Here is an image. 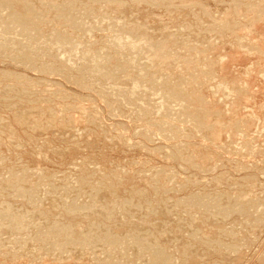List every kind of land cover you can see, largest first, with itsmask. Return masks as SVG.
Wrapping results in <instances>:
<instances>
[{
	"label": "rangeland",
	"instance_id": "374dc122",
	"mask_svg": "<svg viewBox=\"0 0 264 264\" xmlns=\"http://www.w3.org/2000/svg\"><path fill=\"white\" fill-rule=\"evenodd\" d=\"M7 0H0V15L1 14H4V15H6V12H5V9L4 8H7L8 7V5H9V7H11L16 1H18V5L20 6V4L22 3V4H24L25 5V7H27V9H29L31 12H33V14L32 13H30V14H28L27 13V11L26 10H24V13L26 14H28L29 15V17L31 18L32 17V19H35V20H37V19H39L40 21H42L43 23H41V25H39L38 24V27H40L39 29L40 30H42L43 29V31L40 33V35H42V37L41 38H38V40H40L39 42H37L35 45H36V48H37V52H38V54H39V56H37L38 58H36V56H35V54H37V52H35V54H34V52H33V54H32V56H34L33 57V59L35 58L36 59V62H37V59L39 60L38 61V63H35L34 61H33V63L35 64H33L31 61H28L27 60V58L26 59H21L19 56H23V55H20V53H18V52H16L15 51V49H17L16 48V46H14V45H12L11 46V48H13L14 49V51L12 52V55H11V51L9 52V54L7 53L5 56H6V58L4 57V53L1 55L0 54V216H2V217H0V224L2 225H0V264H12V262H13V264H76V262H77V264H96L100 259H102L103 260V263H108V259H109V256H112L113 255V253L111 252L112 250V248H110V247H112V246H109V244L108 243H110V245H113L114 243H118L119 241V243L118 244H121V241H122V243L124 242V243H126V242H128V241H126V239H125V237H124V235H126L127 233H121V234H118L117 232H116V234H114L113 233V227L112 226H114L115 227V224H116V222H117V220H119V218L121 219V220H123V223L124 222H126V220H128L127 218H131V219H129L128 221H133V222H135V223H137V222H139V220H138V218L137 217H142L143 219H150V218H152L153 220L156 218V216H158V217H161L162 218V220L160 219V218H158L159 219V225H160V221H162L161 222V225H162V227H163V225H164V230H165V232L166 233H164L163 232V228L161 227V225H160V227H161V229H162V231H161V229L160 230H158L159 232H163V233H161L160 234V236H163V238L164 237H166V239H167V236H168V239L166 240H164L163 238L162 239H156V238H153V235H155L156 234V236L157 235H159L157 232V230L154 228V226H152V224H151V226H149L148 224H150V223H152L151 221H146V223L145 222H143V223H145V224H143L142 222H140L139 224H138V226H137V224H136V226H137V228H136V226H134V228H133V230H135L134 232H133V235L132 236H130V237H133L134 239H135V237L136 236H138L139 234H140V236H138L139 238H147L148 236H149V234H150V236H152V237H150V239L148 238V239H146L147 241H152L151 243H152V248H151V246L149 245V247H148V245H147V249H149L148 251L146 250V248H145V244H143L142 242H139L138 241V237H136L137 239L136 240H134L133 238V240L131 241H129V244L132 246V242H133V244L134 245H137L138 243L140 244V246H139V244H138V249H139V251H140V249L142 250L143 249V251H140V254H143L144 256L145 255H148V257H150L151 255H153V254H157V251L158 252H160L159 254L161 255L162 254V252L164 253L163 255H162V257L161 258H159L158 260H160V261H157V262H155V264H172V263H174V262H178V258L180 259V258H183V260H184V262L186 263V262H188V261H186V259H187V257L189 256V254H187L186 253V249H185V251L184 252H182V253H180L179 252V249H178V252H177V249H174V248H176L175 246H177V248L179 247V245H182L183 246V244L184 243H186V245H187V247L186 248H188L190 251H188V249H187V251L188 252H192V251H194V246L192 247V245H196V247H199L198 248V253L197 252H192V254H194V256L198 259L199 257H200V254L199 253H202L201 255V257L199 258V260H197L196 259V261H195V257L193 258H191V260H193V261H191V262H195L194 264H204L203 262H205V261H207V263L205 262V264H208L209 262H212L211 260H213L214 261V263L215 264H227V262H228V264H235V263H237V264H263V262H264V260L262 259V257H263V253H264V218H263V222L261 221L262 220V218H260L261 220H259V219H257V220H259V221H261L260 223H261V225H260V223H259V221L257 222L256 221V218H254V217H252V215L254 216V214H255V216L257 215V214H259V215H262V217H264V207H261V205H264V203H262V202H264V132H262V134H260V132H259V129L257 128V126L254 128V130H252V131H254V132H250V133H248L247 135H248V137L246 136V135H244V134H242V132L241 133H239V132H236V131H238V130H235V131H232L233 132V134H237L238 136H239V139H244V141H245V143L247 144L248 142H249V144H251V146L253 145V149H257V151L255 150L254 151V153H255V155H254V153H252V154H250L251 152H253V151H251V150H253V149H250V148H247L246 150H244V152H242V151H240V152H242V154H239L240 152H237L238 150H240V149H245L244 147H242L243 145H241V143L239 144V145H241V147H239L238 145H237V148H236V150H234L235 149V141H237L238 139H236L235 137H237L238 138V136L235 134V136H234V144H233V149L232 148H230V149H226V147H225V149L226 150H224V147H223V149H221V147H219V145H218V147H217V145H215L214 144V142L213 143H211L212 142V140H211V142H210V140H208V142L206 141L207 139H205L203 136H201L202 134H200V131L198 130V128L199 127H195V128H197V129H195V128H189V127H193V125L192 126H190V125H187V124H189V123H187L185 120H183L182 119V124H180V123H177L176 122V120L174 121V119L172 120V119H170V117L169 118H167L168 117V115L167 116H165V115H163L162 114V116H159L158 117V115H161V114H159V113H156V114H158L157 115V117H155L156 116V114H155V116H154V114L152 115V113H151V115H149V114H147L146 116H143V114H141L140 112H138L139 110L138 109H135V108H133V107H135V106H133L132 107V105H124V104H126L125 103V101H124V99H123V96L121 95V97H122V99H120V101L117 103L118 104V106H116L117 104H115V109H114V107H113V105H114V103H115V100L116 101H118L119 100V98H118V100H117V97H114V95H113V97H111L112 96V93H113V90H112V88H114L113 87V82H115V81H113V79H111V77L110 76H114V75H112L111 74V72L113 73L116 69L119 71L120 70V72H118L117 73V70L115 71V75L116 74H119V73H122L123 74V72H125L126 71V69L127 70H130L129 69V67L131 66V69H133V67H132V64L130 63V58L131 57H129L130 55H128L129 53L128 52H126L125 53V51H123V50H125L124 48H122L121 50L123 51V52H121L120 54H118L119 53V50L116 48V46L115 47H112L113 45L111 44V42H112V40H113V36H114V33L112 32V31H107L108 29L107 28H105L106 29V31L103 29V32H102V30H100L101 32H97V33H95L94 34V36H93V38L94 39H96V40H99L98 38H102V44L100 43L99 45H97V48H96V52H98L101 48L103 49V47H105L106 45H105V43L107 42V41H109V42H107V45L108 46H106V50L108 49V50H110L111 52H110V54L111 55H107V56H109V57H105L104 59H102L101 58V62H100V64H102L103 65V63L102 62H104L105 60H106V62H109V63H107V64H109V65H107L106 64V62H105V64H106V68H104L105 67V65L104 66H102L101 68V71L102 70H106L107 68H109L110 69V67H111V71L109 70V72H110V74H108L109 72H107V70H106V73L104 72V74H102V72H100V69H99V72L97 73V76L95 75V74H92L91 72L92 71H94V69H93V66L92 67H90V73L88 72L89 70L88 69H86V70H88V71H86L85 69H84V67L82 66V64H83V60L82 61H80V63L82 62V64H77L76 65V63L78 62H76V63H74V62H72L71 60H72V58H71V60H69V63L68 64H66V63H63L62 62V60H60L61 59V57L59 56H57L56 57V50L55 49H53V46L51 45L52 44V42H50V41H48V35H50V33L52 32V31H54L53 29H55L56 27V29H55V31L54 32H56L57 31V29L59 30V31H57L58 32V34H59V36H62V32H63V30H64V36H62V37H64V38H66L65 37V35H67V39H69L70 37H73L72 39H74V40H78V41H87V40H89V39H91L92 37H88L89 35H87V36H85V37H83L82 39H81V37H82V35H81V31L79 32V30L77 29L76 30V28H74L75 30H73V28L71 27V26H73V21L76 19V20H80L82 17H84V15H86V13L85 12H89V13H91L92 15V17H90V18H96V17H98V15H99V19H101V17H102V15H103V17H112V19L113 18H115V20H117L118 18H120V17H125V16H121L122 14V12L119 14V16H118V18L116 17V15L114 14V13H111L112 11L109 9L110 7H111V5L112 4H116V3H122V4H126V5H129V6H133L135 9L136 8H138V9H136V10H138V11H140L141 9L143 10V9H148V11H149V13L151 14V15H153L155 18H156V20H158V23H156V25H158L159 23V27L162 29L163 28V30L167 33H170V34H172L171 36H173V37H175V35H177L176 33H178V31L177 32H175V30H177L176 28H175V25L173 24V17H171V16H173V13L172 12H174V13H177V16H179V17H177L176 19L178 20L179 19V21H181L180 23L177 21V24L179 23V24H184V22L183 21H185L186 20V18H185V16L186 17H188L187 19H189L190 17H192L193 15V18H191V19H193L192 21L190 20V21H188L186 24L187 25H189V27H193V30H195L194 29V27L196 28V30H195V33L197 34L196 35V37L198 36V35H201L202 33H204V34H202L203 36L200 38V39H202L203 38V42H204V40H205V42L206 41H208V43L212 40V38H213V40L210 42V43H215V41H217V45L218 44H220V43H222V41L224 42L225 40L227 41V38H225V36H223V35H227L226 37H228L229 35H231L232 36V33L231 32H227V33H222V32H220L219 30H217L218 32H220V33H218V32H215V23L213 24V21H210L213 25H214V27H213V25L209 22V24L208 25H210V28H209V26L207 27V24H205L204 23V20H203V18L202 17H200V15H198V14H195L197 11H199V12H201V11H203L202 10V4L203 5H207L208 7H209V9H210V11L213 13V14H215V16L217 17V15H220V13L221 14H223L222 12H224V13H227V11L230 9V7L232 8V5H234V2L233 1H235V0H188V2H187V0L185 1V2H187V4L189 3V5H187V4H185L183 1L184 0H181L180 2L179 1H176V0H174V1H176V2H174V5H172V2L173 1H171V3H169V5L168 4H166L165 2H166V0H157V2H155L156 0H154V1H152L151 3H150V0H147V1H149V2H147V1H143V0H138V4H136L137 3V0H92V1H90V0H8L7 2H6ZM21 1V2H20ZM26 2V3H24V2ZM71 1V2H70ZM73 1V2H72ZM74 1H76V2H74ZM106 1H107V3H109L108 5L110 6H108L106 9H105V7L106 6H104V4L106 3ZM132 1H133V3H132ZM135 1V2H134ZM194 1H196V3H197V7H195V6H193L194 4H196ZM236 1H240V0H236ZM247 5L249 4V2L248 1H250V0H243ZM253 3L251 4L252 6L253 5H256V4H258L259 2V4H260V7H261V9H264V0H251ZM250 1V2H251ZM257 1H258V3H257ZM12 2V3H11ZM34 2V3H33ZM35 2H38L37 3V5L38 6H35L36 5V3ZM84 2V3H83ZM104 2V4H102ZM143 2V3H142ZM144 2L146 3H149L150 5H152L151 7H150V5L149 4H145V5H147V6H140L139 5V3L140 4H143L144 5ZM153 2H155L156 3V7H157V3L158 2H160V4L161 5H159L160 7H155V4L153 3ZM192 2L194 3L193 5H192ZM207 2V3H206ZM231 2V3H230ZM232 2H233V4H232ZM248 2V3H247ZM255 2H256V4H255ZM263 4H262V3ZM6 3V4H5ZM43 3V4H42ZM73 3H75V4H73ZM112 3V4H111ZM177 3L179 4H181V3H184L185 5H187L186 7L184 6V4H183V6L184 7H182V5H179V6H181V7H178V5H177ZM33 4V7L35 6V8H33L32 9V5ZM35 4V5H34ZM71 4H73V5H71ZM96 6H95V5ZM102 4V5H101ZM154 4V5H153ZM176 4V5H175ZM261 4H262V6H261ZM41 5V6H40ZM50 5V6H49ZM92 5H94V7L92 6ZM100 5V6H99ZM106 5V4H105ZM136 5L138 6V7H136ZM194 8V9H196L195 10V13H193V8L191 7V6ZM250 5V4H249ZM14 6V5H13ZM30 8H29V7ZM52 6V7H51ZM58 6H60V7H58ZM72 7H75V8H72L73 10H71V8ZM174 6V7H173ZM176 6L178 7V8H176ZM191 7L192 8V10L190 9V8H188V7ZM256 6H258V5H256ZM256 6H254V7H256ZM41 7H43V8H41ZM46 7H49L48 8V10L46 9ZM85 7V8H84ZM155 7V8H154ZM259 7V8H260ZM13 8V7H12ZM12 8H10V10L12 11L13 9ZM36 8H37V10H36ZM60 9L61 11H63L62 12V14L63 13H68V12H71V13H69V14H72V16H71V19L69 20V22H68V20H67V23H66V25L67 24H69L68 26H66L65 24H62V26L61 25H59V20H60V23L62 22L61 20H63V21H65L66 19H65V15H62L61 14V11L60 10H57V9ZM68 8H70V9H68ZM140 8V9H139ZM160 8V9H159ZM186 10H188V11H186ZM229 8V9H228ZM19 9H20V7H19ZM21 9H22V7H21ZM25 9V8H24ZM40 9L44 12H42L43 14H45V15H43L42 17L40 16V14L41 13H39L38 14V12H41L40 11ZM66 9V10H65ZM105 9V10H104ZM177 9V10H176ZM178 9H180L181 10V12H180V10H178ZM182 9H184L185 11H183ZM36 12H35V11ZM50 10H51V13H50ZM54 10V11H53ZM56 10V11H55ZM75 10V11H74ZM95 10H97L95 13H94V11ZM159 10V11H158ZM174 10V11H173ZM257 11V8H255L254 10L252 9L251 11L252 12H248V18L250 17V19L252 18L253 19V15L254 14H256L255 12ZM46 11H49V12H46ZM57 11H59V12H57ZM74 11V12H73ZM110 11V12H109ZM180 13H179V12ZM183 11V12H182ZM255 11V12H254ZM260 11H262V10H258V12H260ZM253 12H254V14H253ZM257 12V13H258ZM46 13H47V15H49V16H47L46 15ZM73 13H76V14H73ZM98 13V14H97ZM164 13V14H163ZM171 13V14H170ZM182 13V14H181ZM186 13V14H185ZM39 15L38 17H35L34 15ZM51 14V15H50ZM162 14V15H161ZM193 14V15H192ZM217 14V15H216ZM259 14V13H258ZM257 14V15H258ZM261 14V13H260ZM260 14L258 15V16H260ZM262 14L263 15H261V17H262V19L261 18H258V19H253V20H255V21H257V24H256V26L254 27V28H252L253 30L252 31H254V29H255V32H256V36L258 37H260V35H261V37H263L264 38V36H263V34H264V21H263V17H264V10H263V12H262ZM42 15V14H41ZM68 15V14H67ZM94 15V16H93ZM158 15V16H157ZM183 16L184 15V17H183V19H180V18H182V17H180V16ZM188 15V16H187ZM250 15V16H249ZM257 15H254V16H257ZM152 16V17H153ZM40 17V18H39ZM158 17V18H157ZM169 17V18H168ZM44 18H46V19H44ZM123 18H121V20L120 21H122L121 23H123L124 21L122 20ZM168 18V19H167ZM184 18H185V20H184ZM222 18V17H221ZM254 18H257V17H254ZM1 19V18H0ZM51 19V20H50ZM134 19L135 18H133L132 20L133 21H130L131 23H135L134 22ZM260 19V20H259ZM50 20V21H49ZM119 20V19H118ZM125 20V19H124ZM161 20V21H160ZM183 20V21H182ZM2 20H0V22H1ZM38 21V20H37ZM36 21V22H37ZM45 21V22H44ZM70 21H71V23H70ZM138 21V20H137ZM145 21V20H144ZM148 20H146V23H148L147 22ZM168 21V22H167ZM187 21V20H186ZM263 21V22H262ZM195 22H197L196 24H194ZM242 22H244L243 20H242ZM261 22V23H260ZM5 23V22H4ZM4 23L3 22H1L0 24H3L4 25ZM127 23V22H126ZM126 23H124V24H126ZM137 23H142V21L141 22H137ZM150 23V22H149ZM192 23V24H191ZM200 23V24H199ZM260 23V24H259ZM45 24V25H44ZM51 24V25H50ZM55 24V25H54ZM71 24V25H70ZM124 24H121V26L123 25V26H125ZM244 24H245V22H244ZM262 24H263V26H262ZM46 25L47 26H49V28H50V31H49V28H48V30H47V32H44L45 30H46ZM106 25V24H105ZM127 25H128V23H127ZM185 25V24H184ZM257 25H258V27H257ZM52 26V27H51ZM180 26V25H179ZM261 26V27H260ZM45 27V28H44ZM71 27V28H70ZM106 27V26H105ZM207 27V29H204V28H206ZM0 28H2V29H0V35H2V34H4V35H8V36H10L11 34L13 35L14 33H12V32H15L17 29L16 28H14V30L13 31H9V33H8V31H7V28L8 27H5L4 29H3V27L0 25ZM18 28V27H17ZM42 28V29H41ZM211 28H213V30L211 29ZM247 27H245V30H247L246 29ZM256 28H258V29H256ZM45 29V30H44ZM209 29H210V31H209ZM261 31H260V30ZM206 30V31H205ZM244 30V29H243ZM258 30V31H257ZM263 30V31H262ZM26 32L27 31V29L25 30H23V32ZM162 31V30H161ZM174 31V32H173ZM197 31V32H196ZM201 31H205V32H201ZM251 31V30H250ZM260 31V32H259ZM24 32V33H25ZM57 32L55 33V34H57ZM67 32V33H66ZM163 32V31H162ZM184 32V33H183ZM183 32H181V34L183 35V38L182 37H179V35H178V37L176 36L175 37V39H177L178 40V45L177 46H175V48L177 49V51H179L178 49H182V51L180 52L179 51V53H181L182 55H184L185 54V56H183L184 58L185 57H189V59H188V61L190 62V61H192V59L193 58H195V59H198V55L196 56V52L195 51H192V53L195 55V56H193V54H191V50H190V53L188 54V52H189V48H186L185 49V44H187V43H189V42H192V40H193V38H192V36H188V35H186L185 33H187L186 31H183ZM206 32H209V34L208 33H206ZM214 32V33H213ZM240 32V31H239ZM16 33V32H15ZM23 33V34H24ZM42 33H44V35L42 34ZM47 33H48V35H47ZM70 33V34H69ZM103 33V34H102ZM201 33V34H200ZM216 33H218V34H216ZM231 33V34H230ZM262 33V34H261ZM57 34V35H58ZM76 34H80V36H78L77 37V35ZM211 34V36H213V37H211V36H209ZM219 34H220V36H219ZM221 34H223L222 36V38L224 39H220L219 37H221ZM6 35V36H7ZM24 35H26L27 36V38L26 39H28V35L27 34H24ZM24 35H22V36H24ZM47 35V36H46ZM71 35V36H70ZM103 35V36H102ZM106 35V37L104 38V36ZM113 35V36H112ZM181 35V36H182ZM218 35V36H217ZM14 36V35H13ZM18 36H20V35H18ZM26 36H24V37H26ZM95 36H96V38H95ZM108 36V37H107ZM206 36V37H205ZM231 36H229V37H231ZM75 37V38H74ZM80 37V38H79ZM109 37H111V39L109 38ZM163 37V36H162ZM161 37V38H162ZM165 37V36H164ZM164 37L162 38V42L164 41ZM191 37V38H190ZM211 37V38H210ZM215 37H216V39H215ZM228 37V40L230 41V40H232L231 38H229ZM6 38V37H5ZM4 37H2V36H0V40L2 41V42H6L7 43V41H8V43L7 44H9V38H6L5 39ZM12 38V37H11ZM47 38V39H46ZM57 38V37H56ZM55 38V39H56ZM92 38V39H93ZM101 38H100V40H101ZM180 38L181 39H184V41H182V43H184L183 44V46H180ZM198 38V37H197ZM220 40H222V41H220ZM263 38H262V40H263ZM42 39L43 40H45L46 39V41H42ZM71 39V38H70ZM69 39V40H70ZM72 39L70 40V41H72ZM108 39H110V40H108ZM208 39V40H207ZM5 40V41H4ZM11 40V39H10ZM13 40H14V42H13ZM12 40V42H10V43H15V39H13ZM37 40V41H38ZM103 40H104V42H103ZM158 40H160V38H158ZM176 40V41H177ZM91 41V40H90ZM161 41V40H160ZM165 41L167 42L168 40H166L165 39ZM175 41V42H176ZM224 42V50H220L219 48H218V50H220L219 52H218V50L216 49L213 53H211V51L210 52H205V50H204V52H202V54H203V56H201V54H199V56H201V57H199V59L201 58L202 59V61L203 62H207V59H209L208 61H210L211 63H212V61H214V63H216L217 62V60L216 59H218V62L220 61V59H221V56H223V55H225V54H227V55H229V53L230 54H232V56H233V54H234V56L233 57H235V54L237 55V53L235 52V48H237V47H233V46H231V42ZM46 42V43H45ZM48 42H50V43H48ZM204 42V43H205ZM238 42V41H237ZM42 45H41V44ZM208 43H205V44H207L208 45ZM212 43V44H213ZM48 46H47V45ZM192 44V43H191ZM263 44V46H264V42L262 43ZM9 45H11V44H9ZM40 45H41V47H40ZM50 45V46H49ZM194 46H197L198 44H196V43H194L193 44ZM232 45H235V44H232ZM247 45V44H246ZM22 46H24L23 44H22ZM47 46V47H46ZM52 46V47H51ZM89 45H87V47H88ZM101 46V47H100ZM190 46H192V45H190ZM199 46V45H198ZM216 46V45H215ZM42 47H45V52H47V53H45L44 51H42V53H41V51H39V50H42ZM100 47V48H99ZM41 48V49H40ZM47 48V49H46ZM50 48V49H49ZM203 48V47H202ZM53 49V50H52ZM95 49V48H94ZM172 49V48H171ZM170 49V53H168V51H167V54L166 55H164V57L165 58H167V59H169V57L172 55V57L174 56V51L173 50H171ZM174 49V48H173ZM199 49V48H198ZM201 49V48H200ZM200 49H199V52L197 51V54L198 53H200ZM238 49V48H237ZM264 49V48H263ZM18 50H20V49H17V51ZM44 50V49H43ZM51 50V51H50ZM118 50V51H117ZM187 50V52H184V54H183V51H186ZM101 51V50H100ZM98 52V53H100L101 55L100 56H102V52ZM103 51V50H102ZM118 53H117V52ZM201 51H203L202 49H201ZM246 51V52H245ZM21 52V51H20ZM49 52H51L50 54H48ZM116 52V53H115ZM176 52V51H175ZM1 53V52H0ZM16 53H18V54H16ZM22 53V52H21ZM45 53V54H44ZM97 53V54H98ZM174 53V54H173ZM205 53V54H204ZM222 53V54H221ZM225 53V54H224ZM242 53H244V54H242L243 56H242V58L241 59H238V58H235L234 60L237 62H235L236 63V67H235V65L233 66L234 67V69H233V71L228 75V73H224V74H222L223 72L221 71L222 69H221V67H219L218 66V68H217V73H216V75H215V77H214V75H213V79H210L209 77H205V81H203V84L205 85V87L207 86V84H209V82L212 80V81H214V83H215V80H220L219 78H222V80L223 81H227V83H229L230 85H233V82L232 81H234V80H232L233 78H234V76H236V77H245V78H249V79H253V81H255L254 82V84H253V81H252V79L250 80L251 82H252V84H253V95H254V92H256V93H258V94H255L254 95V98L250 95V97H249V93L248 92H246L245 94L246 95H244V100H242L243 102H242V104H245V103H248V104H246L245 106L243 105V109H241V111H237V112H239V113H241L242 111V115L241 114H239V113H236V114H234L235 115V117H233V120L235 121V119L239 122L240 121V119H242V118H244V117H248V115H250L249 117L252 119H254V120H256L255 118L256 117H259V118H261L262 119V121H264V117L262 116V114L261 113H263L264 114V89H262V88H264V76H262L263 75V73H264V53H260V52H257V53H254V54H252L251 55V53L250 52H248V50L247 49H244L243 51H242ZM259 53V54H258ZM48 55V57H47V55ZM103 54H104V52H103ZM168 54H170V56H168ZM220 54H221V56H220ZM247 54V55H246ZM262 54V55H261ZM10 55H11V58H12V60L9 58L10 57ZM16 57H15V56ZM17 55H18V57H17ZM51 55V56H50ZM122 55H124L123 57H122ZM9 56V57H8ZM167 56V57H166ZM204 56H206L205 58H204ZM209 56V57H208ZM231 56V55H230ZM231 56V57H232ZM3 57V58H2ZM40 57V58H39ZM45 57V58H44ZM54 57L56 58V61L57 62H55L54 60ZM120 57H121V59H120ZM175 57V56H174ZM182 57V60H184V58ZM208 57V58H207ZM257 57H259V58H257ZM14 58H16L15 60H14ZM17 58H19L21 61L23 60V62L25 61V63H23L22 62V64H20L21 63V61L19 60V59H17ZM114 59V61L112 62V60ZM117 58V61H118V63H116L115 64V62H117L115 59ZM126 58V61H127V63L128 64H130V66L127 64V63H125L126 61L124 60ZM129 58V59H128ZM171 58V57H170ZM203 58H204V60H203ZM207 58V59H206ZM212 58L214 59V60H212ZM240 58V57H239ZM256 58V59H255ZM123 59V61H121ZM186 59V58H185ZM236 59H238V60H236ZM53 60V61H52ZM103 60V61H102ZM181 60V58H180V63H178L177 65V70H178V72H177V76H179V78L181 77V75H183V78L181 77L179 80H181V81H183V80H186V79H189V77H190V74H192L193 75V77L191 78V79H194V77H199V74L201 73L200 71H198L199 73H197V71H194V69H192V70H187V69H189V64H188V62L186 63L185 61H182ZM206 60V61H205ZM259 60V61H258ZM26 61H27V63H26ZM44 61V65H45V62H48V63H46V65L45 66H43L42 64V62ZM85 61V60H84ZM110 61H111V64H110ZM186 61H187V59H186ZM241 61V62H240ZM253 61V62H252ZM14 62V63H13ZM29 62V63H28ZM30 62L33 64V66L32 65H30ZM53 63V66H54V68L53 67H51V64ZM170 61H168V63H169ZM218 62L216 63V64H218ZM51 63V64H50ZM56 65H55V64ZM85 63V62H84ZM113 63V64H112ZM167 63V64H168ZM185 63L187 64V65H185ZM213 63V65H215ZM258 63V64H257ZM25 64V65H24ZM59 64H61V65H59ZM71 64H73V65H71ZM86 64H87V61H86ZM115 64V66H117V68L115 67V66H111V65H114ZM118 64H121V66L120 65H118ZM125 64V65H124ZM127 64V65H126ZM180 64V65H179ZM181 64H184V66H182L181 67ZM240 64V66H238V65ZM253 64H255V65H253ZM26 65H28V66H26ZM51 67H49V66ZM59 65V66H58ZM65 65H67V69H66V67H64ZM69 65H71V66H69ZM242 65V66H241ZM55 66H56V68L57 69H59V67H60V69H59V72H61V73H59L58 72V70H56V71H54V69H56L55 68ZM76 66L78 67V66H81L80 67V69H79V67H78V70H77V68H76ZM120 66V68H118ZM185 66H187V67H185ZM215 66H217V65H215ZM238 66V67H237ZM34 67V68H33ZM68 67L70 68V69H68ZM83 67V69H82V71H81V68ZM89 66H86L85 68H88ZM125 67V68H124ZM178 67H180V68H178ZM254 67V68H253ZM42 68V69H41ZM124 68V69H123ZM183 68L185 69V71L183 70ZM187 68V69H186ZM249 68V69H248ZM254 70H252V69ZM257 68H259V74H258V70H257ZM62 69V70H61ZM162 69H163V71H162ZM251 69V70H250ZM261 69V70H260ZM45 70L47 71V73L45 72ZM98 69H96V71H97ZM113 70V71H112ZM123 72H122V71ZM169 70V71H168ZM180 70H181V73H180ZM203 70H205V68H203ZM257 70V71H256ZM44 71V72H43ZM81 72V75L78 73V72ZM83 71L85 72V75H86V72H87V74L88 75H86V76H82V75H84V73H83ZM133 72L135 71V70H132ZM193 73H192V72ZM249 72V74H248V72ZM250 71L252 72V73H250ZM50 72V73H49ZM56 72V73H55ZM58 72V73H57ZM160 72H163V73H167V75L168 74H171L170 72H171V70L170 69H164V67L163 68H161V71ZM189 72H191V73H189ZM255 72V73H254ZM70 73H73V75L71 74V76H70ZM195 73H197V74H195ZM254 73V74H253ZM261 73V74H260ZM21 74V75H20ZM69 74V75H68ZM79 74V75H78ZM90 74V75H89ZM121 74V75H122ZM181 74V75H180ZM187 74V75H186ZM257 74V75H256ZM25 75V76H24ZM106 75V76H105ZM126 76V74H123L122 76ZM165 75V74H164ZM196 75H198V76H196ZM222 75V77H220ZM14 76H16V77H14ZM20 76V77H19ZM70 76V78H73L74 77V79H75V77H76V79H75V81L76 80H78L79 81V79H80V82L78 83V85H76L77 84V82L78 81H73L72 79H70V78H68ZM77 76H82V77H84V78H86L87 76H92V82H90L91 80L90 79H88L89 77H87V79H83V78H77ZM101 76H103V79H105L106 81H104V80H102V77ZM163 75H161V78L159 79V81H161V83H162V81H165V80H163V79H165V77L166 76H163ZM186 76H188L187 78H186ZM217 76V77H216ZM219 76V77H218ZM262 76V77H261ZM67 77V78H66ZM126 77H128V76H126ZM211 77V76H210ZM254 77H255V79H254ZM19 78V79H18ZM66 78V79H65ZM263 78V79H262ZM72 80V81H70V80ZM82 79H83V81L85 82L84 83V85H86V87L83 85V81H82ZM95 79H96V81H97V83H96V81H95ZM99 79H101V80H99ZM110 81H109V80ZM149 79V78H148ZM154 79H156V78H154ZM154 79H152L153 81H154ZM196 79V78H195ZM41 80V81H40ZM87 80V81H86ZM90 80V81H89ZM107 80H108V82H107ZM16 81V82H15ZM82 81V82H81ZM93 81H95L94 83H95V85H94V83H93ZM104 82V83H101V82ZM143 81L144 82H148V80H147V78H143ZM156 81V80H155ZM259 81V82H258ZM47 82V83H46ZM98 82H100V83H98ZM146 82V83H147ZM206 82V83H205ZM217 82V81H216ZM26 83V84H25ZM50 83V84H49ZM80 83H82V84H80ZM107 84L106 86L105 85H103V84ZM130 83H131V81H130ZM150 83V82H149ZM160 83V82H159ZM100 84V85H99ZM108 84H109V86H108ZM111 84H112V86H111ZM115 84V83H114ZM116 84H117V82H116ZM216 84V83H215ZM81 85H82V87H81ZM93 85V86H92ZM97 85H98V87H97ZM102 85V86H101ZM257 85V86H256ZM26 86V87H25ZM39 86V87H38ZM60 86V87H59ZM105 86V87H104ZM251 86V85H250ZM8 87V88H7ZM38 87V88H37ZM94 87V88H93ZM100 87V88H99ZM101 87H103V90L104 89H106L107 90V88L108 87H110V90H109V88H108V91H106V90H102L101 89ZM107 87V88H106ZM257 87V88H256ZM54 88V89H53ZM5 89V90H4ZM56 89H57V92H54V91H56ZM58 89H59V91H58ZM3 90V91H2ZM19 90V91H18ZM24 90V91H23ZM95 90H97V91H95ZM102 90V91H101ZM112 90V91H111ZM9 91V92H8ZM43 91H44V93H43ZM61 91V92H60ZM95 91V92H94ZM129 90H125L124 92H126V94H127V92H128ZM246 91V90H245ZM259 91V92H258ZM42 92V93H41ZM53 92H54V94H53ZM63 92V93H62ZM94 92V93H93ZM99 92H103L102 94H107L106 96H107V99L105 100V98H106V96L104 95V98H102L103 97V95H101V93H99ZM121 93V92H119V91H116V93ZM153 92V91H152ZM151 92V94H153ZM8 93V94H7ZM50 93V94H49ZM99 93V94H98ZM108 93H110L111 95H109V97H108ZM118 93H117V95H118ZM142 93V92H141ZM214 93V92H213ZM216 94L215 95H217V96H219V98L218 97H216V96H213L212 95V97L214 98V100L215 99H218V102H220L221 103V101H219V99H220V93H218L217 94V92H215ZM5 94V95H4ZM56 94V95H55ZM61 94V95H60ZM64 94V95H63ZM101 95V96H100ZM120 95V94H119ZM144 95V94H143ZM148 95V94H147ZM260 95V96H259ZM18 96H20V97H18ZM56 96V97H55ZM145 96V95H144ZM248 98H247V97ZM256 96V97H255ZM49 97V98H48ZM57 97H58V99H57ZM100 97V98H99ZM5 98V99H4ZM24 98V99H23ZM36 98V99H35ZM43 98V99H42ZM66 98V99H65ZM89 98H90V100H89ZM116 98V99H115ZM137 98V97H136ZM144 98V97H143ZM230 98V101L229 102H231L232 100H231V97H229ZM41 99V100H40ZM110 101H109V100ZM151 99H152V96H151ZM153 99H155V98H153ZM227 100H229L228 98H226ZM248 99V100H247ZM252 99V100H251ZM254 99V100H253ZM36 100V101H35ZM109 102H108V101ZM226 100V101H227ZM114 103H113V102ZM121 101H122V103H121ZM123 101H124V104H123ZM134 101H135V98H134ZM134 101H132V102H134ZM216 101V100H215ZM253 101V102H252ZM113 104H112V103ZM228 102V103H229ZM255 102V104H253ZM259 102V103H258ZM109 103H111L112 104V106H111V104H109ZM136 103V102H135ZM216 103H217V101H216ZM249 103H252V104H249ZM257 103V104H256ZM123 104V105H122ZM133 104V103H132ZM260 104V105H259ZM261 104H263L262 106H261ZM121 105V106H120ZM249 105V106H248ZM252 105V106H251ZM124 106H128V108L127 107H124ZM129 106H131L132 107V109H131V107H129ZM138 106H140V104L138 103V105L136 106L137 108H138ZM247 106V107H246ZM14 107V108H13ZM121 108V110H120V108ZM123 107V108H122ZM140 107H143V102H142V106H140ZM249 107V108H248ZM261 107H263V110H262V108ZM12 108V109H11ZM119 110H118V109ZM125 108V109H124ZM16 109V110H15ZM85 109V110H84ZM134 109V114H132V110ZM247 109V110H246ZM80 110H82V111H80ZM83 110H84V112H83ZM240 110V109H239ZM245 111H246V115H245ZM83 112V113H82ZM136 112V113H135ZM247 112H249V113H247ZM139 113V114H138ZM135 114H137V115H135ZM79 115V116H78ZM233 115V116H234ZM237 115V116H236ZM245 115V116H244ZM33 116V117H32ZM73 116V117H72ZM85 116V117H84ZM152 116V117H151ZM166 117L167 119H170L169 121L170 122H167L168 124H169V126H168V124L166 123V121H165V123L167 124H165V123H163V121L161 122L159 119H162V118H164V117ZM77 119H76V118ZM82 117H84L83 119H82ZM146 117V118H145ZM153 117H155V118H153ZM237 117H239V120H238V118ZM136 118L139 120V122H138V120H136ZM152 118V119H151ZM157 118H158V120H157ZM249 118V119H250ZM35 119V120H34ZM251 120V121H253V123H251V125L253 124V125H257L256 123H255V121L254 120ZM73 120L75 121L74 123H73ZM141 120H142V122H141ZM232 120V119H231ZM230 120V121H231ZM247 120V119H246ZM85 121V122H84ZM156 122V124H154V122ZM159 123H158V122ZM186 122V123H184V122ZM229 121V120H228ZM237 121H235V122H237ZM257 121V120H256ZM91 122V123H90ZM161 122V123H160ZM34 123V124H33ZM72 123V124H71ZM139 123V124H138ZM163 123V124H162ZM184 123V124H183ZM257 123H259V122H257ZM262 123V122H261ZM30 124V125H29ZM71 124V125H70ZM78 126V124H79V127H77V128H75V126ZM83 124V125H82ZM112 124V125H111ZM146 124H147V126H146ZM152 124H154V126L152 125ZM165 124V125H164ZM171 124V125H170ZM260 124V123H259ZM258 124V125H259ZM126 125H128V126H131L130 128L128 127V126H126ZM155 125H156V127H155ZM158 125H160V126H158ZM182 125V126H181ZM172 127V129H173V131H172V129H171V127ZM173 126H175L176 128H179V129H176L175 127H173ZM184 126H185V128H184ZM187 126H189V127H187ZM261 126H262V124H261ZM86 127H88V128H86ZM129 128V129H127L126 130V128ZM140 127H142V129L144 128V127H146V128H144L143 130L140 128ZM170 127V128H169ZM69 128H70V130H69ZM75 128V129H74ZM81 128V129H80ZM109 128H111V130H109ZM116 129V131H114L115 129ZM134 128V129H133ZM181 128H183V129H181ZM187 128H188V130H189V132H191V133H193L192 135L193 136H191V135H188V130H187ZM148 129H150L149 130V132H148ZM156 129V130H155ZM162 129V130H161ZM194 129V130H193ZM83 130V131H82ZM112 130H113V132H112ZM198 130V131H197ZM258 130V131H257ZM120 131V132H119ZM139 131V132H138ZM146 131V132H145ZM176 131V132H175ZM194 131V132H193ZM197 131V132H196ZM137 132V133H136ZM151 132V133H150ZM156 132V133H155ZM181 132H183V134H179V133H181ZM199 132V133H198ZM151 135H150V134ZM174 133V134H173ZM186 133V134H185ZM190 133V134H191ZM195 133V134H194ZM254 133V134H253ZM124 136H123V135ZM136 134V135H135ZM197 134V135H196ZM260 134V135H259ZM106 135H109V136H106ZM144 135H146V136H143ZM147 135H148V137L149 136H151L152 137V135H153V137H152V139H151V137H150V139H148L147 138ZM172 135V136H171ZM174 135H176V136H174ZM180 135H182V137L180 136ZM183 135H188L189 136V138H188V136H183ZM195 135V136H194ZM258 135V136H257ZM47 136V137H46ZM116 137L117 138V140H116V138H114V137ZM117 136H119V137H117ZM174 136V137H173ZM178 136H180V137H178ZM191 136V137H190ZM246 136V137H245ZM159 137V138H158ZM178 137V138H177ZM195 137V138H194ZM198 137V138H197ZM240 137H242V138H240ZM250 137V138H249ZM83 138V139H82ZM119 138H121V139H119ZM132 138V139H131ZM145 138H147V140L145 139ZM184 138V139H183ZM187 138V139H186ZM233 138V137H232ZM232 138H230V144H232L231 143V141H233V139ZM254 138H257V140L256 139H254ZM82 139V140H81ZM93 139V140H92ZM110 139V140H109ZM115 139V140H114ZM123 139V140H122ZM125 139H127V140H125ZM162 139V140H161ZM170 141H169V140ZM203 139H205V140H203ZM250 139H253V140H251V142L249 141ZM260 139V140H259ZM118 140H120V142H121V140H122V142L120 143ZM128 140H130V141H128ZM154 141V143L152 142V141ZM164 140V141H163ZM138 141H140V142H138ZM228 141V142H229ZM255 141H257V142H255ZM83 142V143H82ZM128 142V143H127ZM133 142V143H132ZM137 142V143H136ZM143 144H142V143ZM152 142V143H151ZM168 142V143H167ZM242 142H243V140H242ZM116 143H120V144H116ZM126 143V144H125ZM192 143V144H191ZM257 143V144H256ZM262 143V144H261ZM73 144V145H72ZM184 144V145H183ZM186 144V145H185ZM188 144V145H187ZM189 144H190V146H189ZM195 144V145H194ZM199 144H201V145H199ZM203 144H204V146H203ZM211 144V145H210ZM248 144V145H249ZM54 145V146H53ZM77 145V146H76ZM122 145V146H121ZM129 147V148H131V149H129L127 146ZM133 145V146H132ZM193 145V146H192ZM197 145V146H196ZM255 145V146H254ZM45 146V147H44ZM51 146V147H50ZM79 146V147H78ZM137 146H139V147H137ZM143 146V147H142ZM173 146V147H172ZM175 146H178V147H175ZM200 148H199V147ZM214 146H216V147H214ZM250 146V145H249ZM258 146V147H257ZM82 147V148H81ZM159 147V148H158ZM190 147V148H189ZM203 147V148H202ZM259 147L261 148V149H259ZM133 148V149H132ZM149 148V149H148ZM161 148V149H160ZM166 148V149H165ZM167 148H169V149H167ZM172 148V149H171ZM181 148V149H180ZM186 148H189V150L188 149H186ZM206 148H208V149H206ZM41 149V150H40ZM50 149V150H49ZM102 149V150H101ZM149 151H148V150ZM151 149V150H150ZM152 149H155V151L154 150H152ZM174 149V150H173ZM184 149H186V151L184 150ZM195 149V150H194ZM206 149V150H205ZM214 149V150H213ZM31 150H33V151H31ZM35 150V151H34ZM159 150V151H158ZM170 150V151H169ZM184 150V151H183ZM191 150H192V152H194V154H196L195 152H197L196 150H198V152H199V155H202V156H199V158H197V157H195V155L193 154V156H191ZM201 150V151H200ZM234 150V151H233ZM249 150L251 151V152H249ZM258 150H260L259 152H258ZM45 151H47L48 153H46ZM151 151V152H150ZM173 151V152H172ZM189 151V152H188ZM210 151V152H209ZM217 154H214V152ZM227 151V152H226ZM231 151V152H230ZM233 151V152H232ZM245 151L246 152H249V153H245ZM30 152V153H29ZM149 152V153H148ZM156 152H158V153H156ZM179 152V153H178ZM185 152V153H184ZM186 152H187V155H186ZM198 152H197V154H196V156H198ZM201 152V153H200ZM213 152V153H212ZM261 152H263V153H261ZM174 153V154H173ZM175 153H177V154H175ZM188 153H190V154H188ZM202 153H204V154H202ZM220 153V154H219ZM223 153V154H222ZM229 155H228V154ZM259 153H261L262 155H259ZM40 154V155H39ZM160 154V155H159ZM168 154V155H167ZM169 154H171V158H173V156L172 155H175L174 156V158L173 159H170V155ZM184 154V155H183ZM246 154V155H245ZM248 154V155H247ZM258 154V155H257ZM32 155V156H31ZM39 155V156H38ZM69 155V156H68ZM176 155L178 156V157H176ZM186 155V156H185ZM190 157H189V156ZM207 155V156H206ZM241 155H243L242 157H241ZM29 156V157H28ZM44 156H47V157H44ZM159 156V157H158ZM166 158H165V157ZM180 156H182V158H183V160H182V158L180 157ZM189 158H191V159H189V161L190 160H192L193 159V161H194V163H193V161H191V163H189L190 165L189 166H186V167H183V164L184 163H186L187 164V162H189V161H187V162H185V160H186V158L188 159V157ZM210 157V160H208V161H205L204 162V164L205 165H207L206 166V168H205V165L203 164L202 166H201V164H200V158L202 159V158H204V157ZM246 156H248V157H246ZM53 157V158H52ZM106 159H105V158ZM186 157V158H185ZM212 157V158H211ZM214 157V158H213ZM217 157V158H216ZM219 157V158H218ZM223 157H224V160H222L223 159ZM102 158V159H101ZM168 158V159H167ZM178 160H177V159ZM181 158V159H180ZM195 158V159H194ZM197 158V159H196ZM225 158L227 159V160H225ZM16 159V160H15ZM36 159V160H35ZM174 159H176V160H174ZM215 160V162H214V160ZM230 159V160H229ZM50 160V161H49ZM85 160V161H84ZM108 160V161H107ZM203 160V159H202ZM235 160V161H234ZM10 161V162H9ZM40 161V162H39ZM100 161V162H99ZM199 161V162H198ZM216 161H217V163H216ZM230 163H229V162ZM257 161V162H256ZM260 161V162H259ZM82 164H81V163ZM103 162V163H102ZM206 162H209L208 164H211V166L210 165H208ZM211 162H213V163H211ZM219 162V163H218ZM236 162H238V163H236ZM241 162H242V164H241ZM40 163V164H39ZM78 163H80V165L78 164ZM85 163V164H84ZM86 163H87V165H86ZM141 165H140V164ZM148 163V164H147ZM183 163V164H182ZM214 163H215V167H214ZM236 163V164H235ZM240 163V164H239ZM75 164V165H74ZM78 164V165H77ZM181 166H180V165ZM185 164V165H186ZM197 164V165H196ZM198 164L200 165V166H198ZM248 164V165H247ZM19 165V166H18ZM73 165V166H72ZM84 165V166H83ZM86 165V166H85ZM100 165H102V166H100ZM184 165V166H185ZM188 165V164H187ZM193 165V166H192ZM231 165V166H230ZM247 165V166H246ZM251 165L253 166V167H251ZM256 165V166H255ZM14 166V167H13ZM39 166V167H38ZM75 166H78V167H75ZM82 168H81V167ZM104 166V168H105V166H106V169L110 172H107V170L106 169H104V168H102ZM116 166V167H115ZM119 166V167H118ZM159 166V167H158ZM210 166V167H209ZM221 166V167H220ZM234 166H235V168H234ZM237 166H238V168H237ZM242 166V167H241ZM98 167V168H97ZM150 167V168H149ZM166 169H164V168ZM180 167V168H179ZM196 167V168H195ZM200 169H199V168ZM201 167L203 168V169H201ZM208 167H209V169H208ZM212 167V168H211ZM218 167V168H217ZM240 167V168H239ZM257 167V168H256ZM260 167V168H259ZM28 168V169H27ZM41 168V169H40ZM77 168H79V169H77ZM97 168V169H96ZM126 168V169H125ZM158 168L162 171V172H160V170H158ZM169 168V169H168ZM183 168H186V170L185 169H183ZM195 168V169H194ZM242 168H246V169H243L242 170ZM257 170H256V169ZM12 169V170H11ZM35 169V170H34ZM76 169V170H75ZM85 169V170H84ZM103 169V171L104 172H101V173H98V171L99 170H102ZM111 169V170H110ZM123 169V170H122ZM154 169V170H153ZM197 169V170H196ZM211 169H212V171H211ZM237 169V170H236ZM37 170V171H36ZM88 170V171H87ZM98 170V171H97ZM128 172H127V171ZM164 170V171H163ZM170 170V171H169ZM175 170V171H174ZM183 170V171H182ZM207 172H206V171ZM208 170H209V172H208ZM214 170V171H213ZM262 170V171H261ZM8 171V172H7ZM36 171V172H35ZM97 171V172H96ZM105 171L108 173V174H106L105 173ZM121 171H123V172H121ZM127 172V175H129V177L126 175V172ZM200 171H202V172H200ZM205 171V172H204ZM7 172V173H6ZM23 172V173H22ZM93 173V175H94V173L96 174V176L94 175H92V173ZM100 172V171H99ZM115 172H117V173H115ZM146 174H145V173ZM149 172V173H148ZM158 174H157V173ZM28 173V174H27ZM32 173V174H31ZM41 174V175H39V174ZM74 173V174H73ZM79 173V175H77ZM84 173V174H83ZM87 173V174H86ZM105 173V174H104ZM112 173V174H111ZM123 173V174H122ZM168 175H166V174ZM176 173V174H175ZM62 174V175H61ZM111 174V175H110ZM126 176H125V175ZM145 176H144V175ZM160 174H163V175H161V176H159ZM194 174V175H193ZM220 174V175H219ZM262 174V175H261ZM44 175V176H43ZM47 175V176H46ZM73 175V176H72ZM85 175V176H84ZM103 175V176H102ZM167 176V177H169L170 179H172V180H174V181H172V180H169V178H167V177H165V176ZM172 175V176H171ZM176 175V176H175ZM193 175V176H192ZM196 175V176H195ZM222 175V176H221ZM261 175V176H260ZM34 178H33V177ZM36 176V177H35ZM41 176V177H40ZM49 176V177H48ZM62 176V177H61ZM80 176V177H79ZM106 177V176H108V177H106L107 179H105V178H103V177ZM116 176H118V178L116 177ZM132 176V177H131ZM159 176V178L158 179H162V178H164V180L162 179V180H159V182H157V180L158 179H156L157 177ZM178 176V177H177ZM229 176V177H228ZM28 177V178H27ZM48 177V178H47ZM96 177H99V178H97L96 179ZM101 177V178H100ZM119 177H121V178H119ZM135 177L137 178V179H135ZM144 177V178H143ZM147 177H148V179H147ZM150 177V178H149ZM151 177H152V179H151ZM173 177H176L175 179L173 178ZM15 178V179H14ZM73 178H75V179H73ZM81 178V180L79 181V182H77L76 181V179H80ZM102 178H103V180H102ZM140 178V179H139ZM186 178V179H185ZM256 178V179H255ZM10 179V180H9ZM92 179V180H91ZM98 179H99V183L98 182H94V181H98ZM104 179H105V181H106V183H108L109 182V180L111 179L113 182H116V183H120V184H118V185H121V188H124V186H123V184H121V183H123V182H125V184H126V186H128V187H126V191L128 190V192L127 193H125V195H124V193H122V191H121V194H123L122 196H117L116 194H114V196L112 195V194H110L111 196H112V198H110L111 200H109V198L108 197H110L109 195H108V199L107 200H104L103 201V206H105V209H106V212H105V214L107 213V218H105L104 217V215H102L101 216V218H95V217H93V218H91L90 216H89V218H90V221H89V218H88V220H87V218H86V220L87 221H85V222H83L82 220V222L83 223H81V221L79 220V217L81 218V219H85L84 217V213L85 212H89V211H91L92 212V208L94 207L93 205L95 204L94 202L96 201L97 202V200L95 199V198H99L101 195H103V193L102 192H100L99 190L101 189L102 190V188H103V186H104V184L103 185H101L100 183H101V180L103 181L102 183H105V181H104ZM131 179V180H130ZM212 179V180H211ZM240 179V180H239ZM5 180V181H4ZM12 180V181H11ZM32 180V181H31ZM59 180H61V181H59ZM108 180V181H107ZM116 180V181H115ZM118 180V181H117ZM140 180V181H139ZM169 180V181H168ZM178 180V181H177ZM181 182H180V181ZM199 180H201V181H199ZM216 180V181H215ZM223 180V181H222ZM227 180H230V181H227ZM246 180V181H245ZM249 180V181H248ZM20 181V182H19ZM23 181V182H22ZM29 181V182H28ZM36 181V182H35ZM42 181V182H41ZM44 181V182H43ZM81 181H83V182H81ZM90 181H92V182H90ZM130 182V184H129V182ZM161 181H165V184H164V182L162 183ZM195 181H197V182H195ZM227 181V182H226ZM235 181V182H234ZM256 181V182H255ZM32 182V183H31ZM150 182H151V184H150ZM173 182V183H172ZM184 182V183H183ZM201 182V183H200ZM210 182V183H209ZM15 183V184H14ZM36 185H35V184ZM44 183V184H43ZM48 183V184H47ZM53 183V184H52ZM69 183V184H68ZM91 183V184H90ZM128 183V184H127ZM157 183H159V184H157ZM176 183H178V184H180V185H178V184H176ZM251 184L250 186H248L247 184ZM25 184V185H24ZM82 184V185H81ZM83 184H86V185H83ZM97 186H96V185ZM98 184H100V185H98ZM161 184V185H160ZM172 184H174V185H172ZM182 184H186L187 185V187H186V185H185V189L183 188V186L184 185H182ZM193 184V185H192ZM235 184V185H234ZM6 185V186H5ZM60 185V186H59ZM90 185H91V188H90ZM152 185V186H151ZM158 185V186H157ZM165 185V186H164ZM176 185V186H175ZM227 185H228V187H227ZM263 185V186H262ZM5 186V187H4ZM25 186L28 188H25ZM69 186H71L70 188H69ZM83 186V187H82ZM98 186H100V188L98 187ZM157 186V187H156ZM163 186H164V189H163ZM173 186V187H172ZM220 186V187H219ZM242 186H244V187H242ZM33 187V188H32ZM72 187H74V188H72ZM84 187L87 189H85L86 191H88L87 193H86V191L84 190ZM98 187V188H97ZM135 187V188H134ZM139 189H138V188ZM161 187V188H160ZM182 187V188H181ZM237 187H239V188H237ZM248 187V188H247ZM53 188V189H52ZM83 188V189H82ZM114 188L116 189V185L114 186ZM133 188V189H132ZM153 188V189H152ZM158 188H159V191H158ZM174 188V189H173ZM205 188V189H204ZM246 188V189H245ZM24 189V190H23ZM74 189H76V191L74 190ZM144 189H146V190H144ZM161 189V190H160ZM171 189V190H170ZM183 189V190H182ZM42 190V191H41ZM65 190H66V193H67V195H69L70 194V199H72V200H70L69 202H66V203H68L70 206L69 207H67L66 208V206L65 207H63L62 208V204H63V201L61 200L62 199V195H64V194H66L65 193ZM79 192H78V191ZM84 190V191H83ZM97 190V191H96ZM124 190V189H123ZM131 192H130V191ZM162 190H164V191H162ZM167 190V192H169V193H167V192H165ZM169 190V191H168ZM178 190V191H177ZM181 190V191H180ZM186 190V191H185ZM223 190V191H222ZM7 191H9V192H7ZM41 191V192H40ZM49 191H51V192H57V194H56V196H54V195H51V194H49L50 192ZM62 192V193H60V192ZM74 191V192H73ZM125 191V192H126ZM144 191V192H143ZM26 192V193H25ZM64 192V193H63ZM73 192V193H72ZM102 193L101 195H100V193ZM208 192H210V194L208 193ZM242 192H244V193H242ZM7 193H9V194H7ZM69 193V194H68ZM75 193V194H74ZM84 193H85V195H84ZM89 193V194H88ZM95 193V194H94ZM166 195H164V194ZM212 193H214L216 196H214V194H212ZM220 193V194H219ZM221 193H222V195H225V196H222L221 195ZM227 193V194H226ZM230 193V194H229ZM242 193V194H241ZM250 193V194H249ZM4 196H3V195ZM25 194V195H24ZM34 194V195H33ZM48 194H49V197H47L48 196ZM126 194H127V196H126ZM189 194V195H188ZM194 194H195V197L196 196H198V197H201L200 199L201 200H203V202H208L207 204H200V202H201V200L198 198V197H192V196H194ZM247 194V195H246ZM253 194V195H252ZM254 194H257V195H254ZM9 195V196H8ZM21 195V196H20ZM51 195V196H50ZM58 195V196H57ZM61 197H60V196ZM98 195H100V196H98ZM116 195V196H115ZM219 195V196H218ZM232 195H233V197H232ZM235 195V196H234ZM239 197H238V196ZM262 195V196H261ZM134 196V199L132 198ZM146 196H147V198H146ZM156 196V197H155ZM162 196V198H160ZM163 196H165V198L163 197ZM191 196V202H189L188 204L186 203V206L187 205H192V201L194 200V201H196V202H194L193 201V205H197V207H198V205H202V206H199L197 209H195V208H193V207H191V205L188 207V209H186V207H185V202H188V200L190 199L189 197ZM212 196V197H211ZM223 198H222V197ZM227 196H231V197H228L227 198ZM237 196V197H236ZM255 196H257V197H255ZM47 197V198H46ZM51 197H53L54 199H52ZM56 197V198H55ZM58 197V198H57ZM119 197V198H118ZM124 197V198H123ZM131 197V198H130ZM167 197V198H166ZM175 199H174V198ZM209 197V198H208ZM211 197V198H210ZM218 199H217V198ZM224 197H225V199H224ZM243 199H242V198ZM250 197H251V199H250ZM48 198H51L50 200H48ZM97 198V199H98ZM117 198V199H116ZM136 198V199H135ZM177 198H179V199H177ZM182 198V199H181ZM206 198V199H205ZM207 198H208V200H207ZM222 199V201L220 200V199ZM230 198V199H229ZM244 198H246V199H244ZM260 198V200L261 201H259V200H257V199H259ZM44 199H46V200H44ZM60 201H62V202H60ZM74 199V200H73ZM130 199V200H129ZM146 199H149V200H146ZM188 199V200H187ZM197 199V200H196ZM230 200V202L232 203H229L227 200ZM254 199V200H253ZM51 200H53V202L51 201ZM99 200V199H98ZM109 200V201H108ZM123 200V201H122ZM137 200H139V201H137ZM166 200V201H165ZM199 200H200V202H199ZM207 200V201H206ZM216 200V201H215ZM220 200L221 202L220 203H218V201ZM224 200H226L228 203H225L226 201H224ZM232 200H233V202H235V203H233L232 202ZM237 200H239V201H237ZM242 200V201H241ZM246 200V201H245ZM22 201V202H21ZM35 201V202H34ZM44 201V202H43ZM55 201V202H54ZM90 201H92V202H90ZM94 201V202H93ZM106 201H108L109 203H107L106 205H108V207H106V205L104 204V203H106ZM158 201V202H157ZM198 201V202H197ZM237 201V202H236ZM248 201V202H247ZM252 201V202H251ZM32 202V203H31ZM47 202V204H45ZM50 202L53 204V203H57V204H59V207H61L60 209L59 208H56L57 210H54L55 211V213H52V212H54V211H50L49 210V208L50 207H52V205L50 206ZM60 202V203H59ZM73 202V203H72ZM79 202V203H78ZM86 202H87V204L89 205V206H91L90 208L91 209H89V206H87V204H86ZM123 202H125V203H123ZM178 202V203H177ZM181 202V203H180ZM211 204H210V203ZM216 202V204H214ZM224 202V203H223ZM238 202H241L240 204L241 205H239V203ZM258 203V204H255V203ZM5 203V204H4ZM22 203V204H21ZM43 203V204H42ZM49 203V204H48ZM76 203V204H75ZM85 203V204H84ZM90 203V204H89ZM93 203V204H92ZM120 203V204H119ZM131 203V205H129ZM137 203H139V204H137ZM169 203V204H168ZM174 203H176L177 205H184V209L186 210V212H185V210H183L182 208H183V206H181L182 208V210L181 209H179V206L177 207V205L176 204H174ZM180 203V204H179ZM213 203V204H212ZM223 203V204H222ZM237 203H238V205L239 206H244V208H245V210H247L248 211V213L249 214H251V216L243 209L242 210V208H240L238 205H237ZM260 203H262L261 205H260ZM3 204H4V207H3ZM21 204V205H20ZM61 204V205H60ZM78 204V205H77ZM126 204H128V205H126ZM176 205V206H174V205ZM219 204L221 205V206H219ZM224 204H227V207L225 208L224 206ZM231 204V206H229ZM236 204V205H235ZM244 204H247V205H244ZM249 204V205H248ZM254 204L255 205H257V207H261V208H259L258 210H257V207L256 206H254ZM41 205V206H40ZM46 205H48V207L46 206ZM85 205V206H84ZM133 205V206H132ZM137 206V209L138 210H136L135 208H136V206ZM150 205H151V207H150ZM166 208H164L163 206ZM174 207H173V206ZM192 205V206H193ZM196 205H195V207H196ZM210 206V208H209V206L208 207H206V208H209L208 210H212V211H207V209L205 208V206ZM211 205H213V206H211ZM215 205H217V207L215 206ZM223 205V206H222ZM233 205H235V208L233 207ZM259 205V206H258ZM54 206H56V204L54 205ZM73 206V207H72ZM88 208H87V207ZM120 208H119V207ZM122 206V207H121ZM127 206V207H126ZM142 206V207H141ZM145 206V207H144ZM168 206V207H167ZM249 206V208L251 209V211H249V208H247ZM251 206V207H250ZM17 207V208H16ZM39 207V208H38ZM44 207V208H43ZM72 207V208H71ZM85 208L86 207V210L85 209H83V208ZM130 207H134V208H130ZM140 207H141V209H140ZM143 207H144V209H143ZM147 207V208H146ZM154 207V208H153ZM200 207L202 208V210L200 209ZM212 207V208H211ZM217 208V210H216V208ZM230 207V208H229ZM255 207V208H254ZM45 208H47V210H49V211H47ZM69 208H71V209H69ZM112 208V209H111ZM115 208V209H114ZM118 208V209H117ZM130 208V209H129ZM151 208H153V209H151ZM178 208V209H177ZM190 208H193V209H191L190 210ZM215 208V209H214ZM221 208H222V211L224 212V213H226V214H224V213H222V214H220V216H219V214H218V212H216V214H215V211H218V209H219V211L221 210ZM240 208V209H239ZM263 208V209H262ZM3 209V210H2ZM21 209H23V210H21ZM27 209V210H26ZM55 209V208H54ZM59 209V210H58ZM69 209V211L67 212V210ZM73 209V210H72ZM75 209V210H74ZM98 209H99V207L97 208H93V211L95 210L96 211V213L98 212ZM109 209H111V211L109 210ZM120 209V210H119ZM122 209L124 210V209H126L125 211H122ZM130 210V211H128V210ZM135 209V210H134ZM147 211H146V210ZM158 211H157V210ZM168 209V210H167ZM175 209V210H174ZM195 209V210H194ZM204 209H205V211H204ZM226 209V210H225ZM230 209H233L234 211V213L236 212L237 213V211H239L238 213H240L241 211L243 212H241L240 214H234V213H231L232 212V210H230ZM5 210H6V212H5ZM43 210V211H42ZM48 212H46V211ZM89 210V211H88ZM101 210V208L99 209V211ZM109 210V211H108ZM112 210H114V211H112ZM133 210H134V212H133ZM141 210V211H140ZM156 210V211H155ZM161 210V211H160ZM170 210V211H169ZM176 210H181V212L182 211H184L183 213H181V212H179V215H180V213H181V216L179 217L178 216V212H177V216H175V215H172V211H176ZM187 210H189V211H187ZM194 210V211H193ZM201 211V213H199L198 215L200 216V218L199 217H197L198 215H197V213H198V211ZM230 210V211H229ZM237 210V211H236ZM257 210V211H256ZM1 211H2V213H1ZM73 211H76L77 212V214L75 213V217H73V216H71L70 215V213H72ZM85 211V212H84ZM126 211H127V213H126ZM138 211V212H137ZM143 211V212H142ZM151 211H152V213H151ZM168 212V213H166V212ZM190 211H191V213H192V217H195L196 218V220L199 218V219H201V215H202V212H206L205 214L207 215V213L209 212V214L206 216L207 217V219H208V217H209V215H210V220L212 219V217L214 216V215H217L218 214V218L217 217H213L214 218V220H216L217 221V219H218V221H219V223L218 222H216V221H212V223H213V225H217V223H218V229L216 230V228H215V232L216 231H219L220 229H221V227L220 226H223V224H225L224 226H223V230L225 231V230H228V227L229 228H231V230L229 229V231H228V233H227V231H225V233H224V231L222 230V232L223 233H221V230L219 231V232H216L217 233V235H216V233L214 234V235H212V232L211 231H209L208 230V228H209V225L210 226H213L212 225V223H210V220H209V223L205 220L206 219V217H204L205 219L203 220V217H202V219L201 220H203V223H204V226L206 227V229H204V230H202L203 228H201L202 226L201 225H203L202 224V221H201V223H200V221H197V222H194L195 221V218H192L191 217V215H189V214H191L190 213ZM221 211V212H222ZM261 211V212H260ZM263 211V212H262ZM6 213V216L4 217L3 215H5V213ZM41 212V213H40ZM51 212V213H50ZM81 212H82V214H81ZM124 214H123V213ZM129 212H133L134 213V215L132 214V213H130L129 214ZM145 212V213H144ZM155 212H157L156 214H154ZM169 212H171V214L169 213ZM220 212V213H221ZM251 212V213H250ZM256 212H257V214H256ZM259 212V213H258ZM4 213V214H3ZM40 213V214H39ZM43 213L46 215L47 214V216L45 217V216H42L43 215ZM79 213V214H78ZM135 213H137V214H135ZM189 213V214H188ZM247 213V215H245V214ZM3 214V215H2ZM38 214V215H37ZM42 214V215H41ZM49 214V215H48ZM147 214V216H144V215H146ZM152 214L153 215H155V218H154V216H152ZM162 214V215H161ZM174 214H176L175 212H174ZM184 214V215H183ZM186 214V215H185ZM211 214H214V215H212V217H211ZM228 214H230V215H228ZM243 216H242V215ZM15 215V216H14ZM28 215V216H27ZM40 215V216H39ZM51 215V216H50ZM68 215V216H67ZM81 215V216H80ZM83 215V216H82ZM115 215L117 216V217H115ZM122 215H124V218L126 219H123V217L121 218V216ZM130 215V216H129ZM164 215V216H163ZM168 217H167V216ZM195 215V216H194ZM225 215V216H224ZM226 215H228V216H226ZM239 215L243 218V217H245V218H243V220H242V218L241 217H239ZM59 216V217H58ZM70 216V217H69ZM119 216V217H118ZM135 217V219H133L134 217ZM171 216V217H170ZM203 216H204V214H203ZM230 216V217H229ZM10 217V219H12L13 221H9L8 220V218ZM34 217V218H33ZM42 217V218H41ZM43 217H45V218H43ZM68 217V218H67ZM97 217V216H96ZM112 217V218H111ZM127 217V218H126ZM133 217V218H132ZM145 217V218H144ZM164 217V218H163ZM183 217V218H182ZM224 217H226V218H224ZM247 217V218H246ZM251 217H252V219H251ZM26 218V219H25ZM50 218V219H49ZM57 218V219H56ZM73 218H75V219H73ZM178 218V219H177ZM180 218H181V220H180ZM187 220V222H186V220ZM227 218H229V219H227ZM40 219V220H39ZM95 219V220H94ZM107 219V220H106ZM191 219V222L193 221L194 223H196L198 226L196 227L195 225L196 224H193V225H189V223H190V221H188V220H190ZM194 219V220H193ZM198 219V220H199ZM222 219V220H221ZM227 219V220H226ZM244 219H246V220H244ZM252 221H251V220ZM255 219V220H254ZM37 220H39V221H37ZM100 220H102L101 222H105V224H104V229L103 230H98V232L96 231L97 230V226L98 225H96V223L95 222H97V223H99L100 222ZM116 220V221H115ZM167 220V221H166ZM221 220V221H220ZM235 220V222H233ZM237 220L239 221L240 220V222H238V223H236L237 222ZM250 220V221H249ZM14 221H15V224H13L14 223ZM40 221H41V223H40ZM58 221V222H57ZM78 221H80V223L78 222ZM91 221H92V223H91ZM127 221V222H128ZM158 221V220H157ZM174 221V222H173ZM206 223H205V222ZM223 221V222H222ZM244 221V222H243ZM245 221H247V223L248 222H250V223H248V224H250V225H247V223L245 222ZM10 222H12V224L10 223ZM56 222V223H55ZM77 222L79 223V226H80V228L79 229H76L75 227L76 226H78V224H77ZM132 222V223H133ZM150 222V223H149ZM216 222V223H215ZM223 224H222V223ZM251 222H253V223H251ZM38 223V224H37ZM86 223V224H85ZM88 223V224H87ZM95 223V224H94ZM163 223V224H162ZM199 223L201 224V225H199ZM215 223V224H214ZM234 223H236V226L237 227H234L235 225H233ZM241 223V224H240ZM257 223V224H256ZM36 224V225H35ZM46 224V225H45ZM73 224H74V226H73ZM84 224V225H83ZM170 224V225H169ZM174 224V225H173ZM184 224H186V225H184ZM238 224V225H237ZM252 224V225H251ZM42 227H41V226ZM45 227H44V226ZM76 225V226H75ZM85 225H88V226H85ZM231 227H230V226ZM242 225H243V227H244V229L242 228ZM258 225V226H257ZM260 225V226H259ZM25 226V227H24ZM47 226V227H46ZM65 226V227H64ZM78 226V227H79ZM85 226V227H84ZM96 226V227H95ZM110 226V227H109ZM168 226V227H167ZM190 226V227H189ZM208 226V227H207ZM227 226V227H226ZM245 226H246V228H245ZM248 226V227H247ZM252 226H254V227H252ZM18 227V228H17ZM73 227L75 228V229H73ZM77 227V228H78ZM91 229H90V228ZM140 227H143L142 229L143 230H139V229H141ZM149 227V228H148ZM153 227V228H152ZM180 227V228H179ZM186 227V228H185ZM189 227V228H188ZM200 229H199V228ZM204 227V228H205ZM214 227V226H213ZM241 227V228H240ZM251 227H252V229H254L253 231H252V229H251ZM260 228V229H258V228ZM71 229V230H69V229ZM96 228V230H94ZM110 228H112V230L110 229ZM136 228V229H135ZM176 228V229H175ZM185 228V229H184ZM193 228V229H192ZM235 228V229H234ZM86 229V230H85ZM149 229H152V230H149ZM167 229V230H166ZM170 229V230H169ZM179 229H181L180 231H179ZM195 229V230H194ZM209 229H211V228H209ZM246 229V230H245ZM256 229V230H255ZM74 230H78V233H73V231ZM80 230V231H79ZM92 230V231H91ZM93 230L95 231V232H93ZM137 230V231H136ZM138 230L140 231V233L138 232ZM154 230V231H153ZM202 230V231H201ZM245 232H244V231ZM250 230H251V232H250ZM260 230V231H259ZM37 231V232H36ZM45 231V232H44ZM71 231V232H70ZM83 231H85V232H83ZM100 231V232H99ZM156 231V232H155ZM185 231V232H184ZM188 231V232H187ZM198 231V232H197ZM256 231V232H255ZM79 232H80V236H82V234L83 235H85L84 237L82 236V238H80L79 237ZM89 232H91V234L89 233ZM174 232V233H173ZM179 232V233H178ZM191 232H193L194 233V235H195V237L196 238H194V235H192L191 234ZM200 232V233H199ZM205 232H209L208 234L207 233H205ZM210 232H211V235L214 237V240H215V238L216 239H218V240H215V241H213V237L211 238H209V236H211L210 235ZM231 232V233H230ZM232 232H233V235H236L235 237H233V235H232ZM239 232V233H238ZM241 232V233H240ZM68 233V234H67ZM73 233V234H72ZM101 233V234H100ZM110 234V236H116L115 238H112V237H110V239L109 238H107V235L108 234ZM113 233V234H112ZM144 233V234H143ZM155 233V234H154ZM178 233V234H177ZM185 233H187V234H185ZM199 233V234H198ZM235 233V234H234ZM238 233V234H237ZM246 233V234H245ZM256 233V235H253V234H255ZM41 234V235H40ZM88 234H90V235H88ZM94 234H96L95 236H94ZM112 234V235H111ZM118 234V235H117ZM130 235L132 234V232H130L129 233ZM129 234H127L128 236H129ZM165 234H167V236H165ZM190 234H191V236L193 237L192 238V241H191V237H190ZM203 234H205V236L203 235ZM206 234L207 235H209V236H206ZM221 236H220V235ZM226 234V235H225ZM231 234V237L229 236ZM240 234H244L243 236L242 235H240ZM27 235V236H26ZM77 237V238H79V239H77V238H74L75 236ZM182 235V236H181ZM203 235V236H202ZM216 235V236H215ZM251 235V236H250ZM11 236V237H10ZM23 236V237H22ZM44 236V237H43ZM118 236V237H117ZM124 237V239H122L123 237ZM145 236V237H144ZM178 236V237H177ZM224 236V237H223ZM13 237V238H12ZM88 237V238H87ZM95 237V239H92V238H94ZM97 237V238H96ZM183 237V238H182ZM187 237L189 238V239H187ZM218 237V238H217ZM233 237V238H232ZM105 238V239H104ZM127 238V237H126ZM175 238V239H174ZM200 238V239H199ZM201 238H203V240H201ZM228 238V239H227ZM240 238V239H239ZM241 238H243V239H241ZM255 238V239H254ZM51 239V240H50ZM72 239V240H71ZM75 239H77V240H75ZM86 239V240H85ZM107 239V240H106ZM113 239V240H112ZM121 239V240H120ZM153 239V240H152ZM154 239H156V240H154ZM172 239V240H171ZM183 239V240H182ZM195 239V240H194ZM209 239H211L212 241H213V243H215V244H213V243H210L211 242V240H210V242L208 241ZM236 239H238V241L236 242ZM43 242V244H42V242ZM56 240V241H55ZM73 240H75L74 242H72ZM83 240V241H82ZM94 240V241H93ZM109 240V241H108ZM111 240V241H110ZM160 240V241H159ZM162 240V241H161ZM179 240V241H178ZM184 240H185V242H184ZM195 242H197L196 240H198V242L199 243H195V244H191V242L193 243L194 241ZM200 240V241H199ZM234 242H233V241ZM241 240H242V242H241ZM247 240V241H246ZM92 241V242H91ZM98 241L100 242V244H99V246L98 245H96V244H98ZM118 241V242H117ZM136 241V242H135ZM137 241H138V243H137ZM157 241V242H156ZM164 241V242H163ZM166 241V242H165ZM171 241V242H170ZM175 241L177 242V243H175ZM184 243H183V242ZM203 243H202V242ZM205 241H208L207 243H209V245H207L208 246V248L209 249H212L213 250V252H211L212 250H209L206 246H204V245H206V244H204V242ZM217 241H220V242H217ZM240 241V242H239ZM252 241H253V243H252ZM26 242V243H25ZM40 242V243H39ZM104 242V243H103ZM114 242V243H113ZM131 242V243H130ZM222 242V246L220 245V243ZM231 242V243H230ZM45 243V244H44ZM58 243V244H57ZM94 243V244H93ZM112 243V244H111ZM181 243V244H180ZM190 244L189 246H188V244ZM218 243V244H217ZM223 243H224V245H223ZM227 243V244H226ZM229 243L230 244H233V245H229ZM61 244V245H60ZM66 244V245H65ZM90 244H92L93 245V247H92V245H90ZM142 244H143V246H144V248H142L143 246H142ZM165 244V245H164ZM178 244V245H177ZM199 244V245H198ZM235 244V245H234ZM45 245V246H44ZM59 245V246H58ZM90 245V246H89ZM94 245H95V247H94ZM105 245V246H104ZM159 245V246H158ZM198 245V246H197ZM214 245H216V246H214ZM219 245V246H218ZM226 245V246H225ZM237 245V246H236ZM243 245H244V247H243ZM42 246V247H41ZM66 246V247H65ZM87 246H88V248H87ZM103 246V247H102ZM156 246V247H155ZM211 246V247H210ZM212 246L214 247V248H212ZM221 246V247H220ZM225 246V247H224ZM231 246V247H230ZM243 248H241V247ZM247 246V247H246ZM248 246H250V247H248ZM68 247V248H67ZM105 247V248H104ZM114 247H117V246H114ZM163 247V248H162ZM184 248H185V244H184V246H183ZM190 247V248H189ZM191 247H192V249H191ZM240 247V248H239ZM29 248V249H28ZM85 248V249H84ZM91 248H92V251H93V249L94 248H96V249H94V252H95V254H94V252H92L91 251ZM97 248H98V250H97ZM222 248H223V250L225 249L226 250V248H227V250L225 251H222ZM231 248H233L232 250H231ZM248 248V249H247ZM71 249V250H70ZM87 249V250H86ZM100 249V250H99ZM108 249V250H107ZM152 249V251L150 252V250ZM199 249H201V250H203V252L201 251H199ZM217 249H219V250H217ZM221 249V250H220ZM231 250V251H229V250ZM63 250V251H62ZM89 250V251H88ZM155 251V253H154V251ZM161 250V251H160ZM192 250V251H191ZM236 250V251H235ZM243 250V251H242ZM46 251V252H45ZM53 251V252H52ZM66 251V252H65ZM69 253H68V252ZM72 251V252H71ZM78 251V252H77ZM149 252V253H147V252ZM208 251H210V253H212V255L211 254H209V252ZM220 253H219V252ZM91 252V253H90ZM142 252V253H141ZM153 252V253H152ZM178 254H177V253ZM205 252V255H207V256H205L203 253ZM235 252V253H234ZM238 252H239V254L241 253V256L240 255H238ZM145 253V254H144ZM147 253V254H146ZM186 253V254H185ZM262 253V254H261ZM96 255L95 256V258H94V255ZM112 254V255H111ZM191 254V255H192ZM195 254H197V256L195 255ZM221 254V255H220ZM233 254V255H232ZM246 256H245V255ZM5 255V256H4ZM97 255H98V257H97ZM184 255H185V257H184ZM188 255V256H187ZM191 255L189 256V257H191ZM198 255H199V257H198ZM218 255V256H217ZM244 255V256H243ZM166 257V258H164V257ZM205 256V257H204ZM212 256V257H211ZM225 256L226 257H228V259L227 258H225ZM244 258V259H242L241 260V258ZM260 256H262L261 258H260ZM11 257H14V258H11ZM59 257V258H58ZM100 257V258H99ZM107 257V258H106ZM188 257V259L190 260V258ZM236 257V258H235ZM238 257L240 258V262L238 261L239 259H238ZM18 258V259H17ZM42 258V259H41ZM163 258V259H162ZM168 258V259H167ZM202 258V259H201ZM205 258V259H204ZM233 258V259H232ZM15 259V260H14ZM35 259V260H34ZM105 259V260H104ZM171 259V260H170ZM216 260V262H215V260ZM220 259V260H219ZM237 259V260H236ZM263 260V262H261L260 260ZM13 260V261H12ZM34 260V261H33ZM74 260V261H73ZM94 260V261H93ZM163 260H165V261H163ZM202 260H203V262H202ZM3 261H6L5 263L3 262ZM52 261V262H51ZM105 261V262H104ZM226 263H225V262ZM2 262V263H1ZM61 262V263H60ZM82 262V263H81ZM141 262V264H146L147 263V260L146 259H144V258H142L140 261H139V263ZM235 262V263H234ZM102 263V264H103ZM115 263H117V262H115ZM213 262L211 263V264H214Z\"/></svg>",
	"mask_w": 264,
	"mask_h": 264
},
{
	"label": "bare ground",
	"instance_id": "6f19581e",
	"mask_svg": "<svg viewBox=\"0 0 264 264\" xmlns=\"http://www.w3.org/2000/svg\"><path fill=\"white\" fill-rule=\"evenodd\" d=\"M8 1V0H7ZM6 1V2H7ZM15 1V0H14ZM29 1V0H28ZM38 1V0H37ZM54 1V0H53ZM57 1V0H56ZM69 1V0H68ZM90 1H92V0H90ZM143 1H147V0H143ZM152 1H154V0H152ZM151 0H150V3L152 2ZM171 1H173L172 2V5H174V2H176V1H181V0H176V1H174V0H166V4H168L169 5V3H171ZM186 0H184L183 2L185 3V4H187V2H188V0H187V2H185ZM199 1V0H198ZM208 1V0H207ZM221 1V0H220ZM248 1V0H247ZM251 1V0H250ZM248 1L249 2V4L247 5L243 0H240V1H233L234 2V5H232V8L230 7V9L227 11V13H224V12H222L223 14H221L220 13V15H217V17L215 16V14H213L211 11H210V9H209V7L206 5H203L202 4V10L203 11H201V12H199V11H197L196 13H195V10L196 9H194L191 5V7L193 8V10H192V8L189 6L188 8H190L192 11H193V13H195V14H198V15H200V17H202L203 18V20H204V23L205 24H207V27L209 26V28H210V25H208L209 24V22L210 21H213V24L215 23V32H218L217 30H219L220 32H222V33H227V32H231L232 33V36L231 35H229V36H231V37H229V38H231L232 40H228V37H226L227 35H223V34H221V37H219L220 39H223L222 37L223 36H225V38H227V41L226 42H231L232 44H235V45H232L231 44V46H233L234 48L235 47H237V48H235L234 50H235V52L237 53V55L235 54V57H233L234 56V54H233V56H232V54H230L229 53V55H227V54H225V55H223V56H221V54H220V56H221V59H220V61L218 62V59H216L217 60V62H218V64H216V63H214V61H212V63L210 62V61H208L209 59H207V62H203L202 61V57L201 56H203V54H202V52H204V50H205V52H210L211 51V53H213L216 49L218 50V48L220 49V50H224V42L222 41V40H220L219 38V40L220 41H222V43H220V44H216L217 43V39H216V37H215V39L217 40V41H215V43H210L212 40H213V38H212V40L208 43V41H206L205 42V40H204V42L205 43H208V45L207 44H205L202 40H203V38L202 39H200L203 35L202 34H204V33H200L201 35H198L197 37H196V35L198 34H196L195 33V30H196V28L194 27V29L195 30H193V27L191 28V27H189V25H187L186 23L188 22V21H192L193 19H191V18H193V16L192 17H190L189 19H187L188 17H186L185 16V18H186V20H185V18H184V20L185 21H183L184 22V24H179L181 21H179V19L177 20L176 18L177 17H179V16H177V13H174V12H172L173 13V16H171V17H173V24L175 25V28L177 29V30H175V32H177L178 31V33H176L177 35H175V37L177 36L178 37V35H179V37H182L183 38V35L181 34V32H183V31H186L187 33H185L186 35H188V36H192V38H193V40H192V42H189V43H187V44H185V49L186 48H189V52H188V54L190 53V50H191V54H193L192 53V51H195L196 52V56L198 55V59H195V58H193L192 59V61H188V59H189V57H185L186 59H187V61H186V59L183 57V56H185V54H184V52H187V50L186 51H183V54L184 55H182L181 53H179V51L181 52L182 51V49H178L179 51H177V49L175 48V46H177L179 43H178V38L177 39H175V37H173V36H171L172 34H170V33H166L164 30H163V28L161 29L158 25L160 24H158V25H156V23H158V20H156V18L153 16V15H151L150 13H149V11H148V9H141L140 11H138V10H136V9H138V8H134L133 6H129V5H126L125 3L124 4H120V3H116V4H112L111 5V7L108 5L109 3H107V1H106V5L104 4V2L102 3V4H104V6H106L105 7V9L108 7L112 12L111 13H114L115 15H116V17L118 18V16H119V14L121 13L122 15L121 16H125L124 18L123 17H120V18H118L117 20H115V18H113L112 19V17H103V15H102V17H101V19H99V15H98V17H96V18H90V17H92L91 15V13H89V12H85L86 13V15H84V17H82L80 20H74L72 23H73V26H71L72 28L74 27V28H76V30L78 29L79 30V32L81 31V35H82V37L80 36V34H76L77 35V37L78 36H80L81 37V39L83 38V37H85V36H87V35H89L88 37H92L93 38V36H94V34L95 33H97V32H101L100 30H102V32H103V29L106 31V29L105 28H107L108 30L107 31H112L113 33H114V36L112 37L113 38V40L111 39V37H109L111 40H112V42H111V44L113 45L112 47H115L116 46V48L119 50V53L118 54H120L121 52H123V51H125V53L126 52H128L129 54L128 55H130L129 57H131L130 58V63L132 64V67H133V69H131V66H130V64H128L127 63V61H126V58L124 59L126 62L125 63H127L130 67H129V69L130 70H127L126 69V71L125 72H123L122 70V72H123V74H126V76H128V77H126L125 75L124 76H122L123 74L122 73H119V74H114L115 73V71L117 70H115L113 73L111 72V74L112 75H114V76H110L111 77V79H113V81H115V82H113L111 79V81L113 82V87L114 88H112V90H113V93H112V96L111 97H113V95H114V97H117V100H118V98H119V100L118 101H116L115 100V103H114V105H113V107H114V109H115V104H117L119 101H120V99H122V97H121V95L123 96V99H124V101H125V103L126 104H124V101H123V104L124 105H132V107L133 106H135V107H133V108H135V109H138L139 111L138 112H140L141 114H143V116H146L147 114H149V115H151V113H152V115L154 114V116H155V114L156 113H159V114H161V115H158V114H156V116L155 117H157V115H158V117L159 116H162V114L163 115H165V116H167L168 115V117L167 118H169L170 117V119H174V121L176 120V122L177 123H180V124H182V119L183 120H185L187 123H189V124H187V125H190V126H192L193 125V127H189V126H187V127H189V128H195V127H199L198 128V130L200 131V134H202L201 136H203L205 139H207L206 141L208 142V140H210V142H211V140H212V142L211 143H213L214 142V144L215 145H217V147H218V145H219V147H221V149H223V147H224V150H226L227 148L228 149H230V148H232L233 149V144H234V136H235V134H233V132L232 131H235V130H238V131H236V132H239V133H241L242 132V134H244V135H246L247 137H248V133H250V132H254V131H252V130H254V128L257 126V128L259 129V132H260V134H262V132H264V121H262V119L261 118H259V117H256L255 119L257 120H254L253 118V120L255 121V123L257 124V125H251V123H253V121H251L252 119L249 117L250 115H248V117H244V118H242V119H240V121L238 122L236 119H235V121H237V122H235L234 120H233V117H235V115L234 114H236V113H239V112H237V111H241V109H243L242 107H243V105L245 106L246 104H248V103H245V104H242V100H244V95H246L247 93L246 92H248L249 94V97H250V95L254 98V95L255 94H258V93H256V92H254V95L252 94L253 93V84H254V82L255 81H253V79H252V81H253V84H252V82L250 81L251 79H249V78H245V77H236V76H234V78L232 79V80H234V81H232L233 82V85H230L229 83H227V81H223L222 80V78H219L220 80L218 81V80H215V83H214V81H210L209 82V84H207V86L205 87V85L203 84V81H205L206 79H205V77L207 78V77H209L210 79H213L214 77H215V75H216V71H217V68H218V66L219 67H221V71L223 72L222 74H224V73H228V75L233 71V69H234V65H235V67H236V63L238 62H236L234 59L235 58H238V59H241L242 58V54H244V53H242V51L244 50V49H247L248 50V52H250L251 53V55L252 54H254V53H257V52H260V53H264V46H263V42H264V38L263 37H261V35H260V37L258 36H256V32H255V29H254V31H252L253 29L252 28H254L255 26H256V24H257V21H255V20H253V19H258V18H261L262 19V17H261V15H263L262 14V12H263V10L264 9H261V7H260V2L258 3V1H257V3L258 4H256V2H255V4L256 5H258V6H256V5H251L253 2L251 1ZM262 1V0H261ZM21 2V1H20ZM24 2V1H23ZM71 2V1H70ZM73 2V1H72ZM74 2H76V1H74ZM135 2V1H134ZM147 2H149V1H147ZM146 2V3H147ZM155 2H157V0L155 1ZM155 2H153L154 4H155V7H156V3ZM195 3H196V1H194ZM233 2H232V4H233ZM247 2V3H248ZM12 3V2H11ZM24 3H26V2H24ZM34 3V2H33ZM36 3V5L35 6H38L37 5V3L38 2H35ZM84 3V2H83ZM132 3H133V1H132ZM143 3V2H142ZM145 2H144V5L143 4H140L139 3V5L140 6H147V5H145L146 4ZM184 3H177V5H178V7H181V6H179V5H182V7H186L187 5H189V3L187 4V5H185ZM198 3V2H197ZM197 3L196 4H194L193 2H192V5L193 6H195V7H197ZM207 3V2H206ZM231 3V2H230ZM262 3V2H261ZM6 4V3H5ZM27 4V3H26ZM39 4V3H38ZM43 4V3H42ZM73 4H75V3H73ZM73 4H71V5H73ZM101 4V5H102ZM134 4V3H133ZM136 4H138V0H137V3ZM147 4H149V3H147ZM153 4V5H154ZM183 4H184V6H183ZM263 4V3H262ZM262 4H261V6H262ZM14 5V6H13ZM11 7H9V5H8V7L7 8H4L5 9V12H6V15H4V14H1L0 15V20H2L1 22H5L4 23V25L3 24H0L2 27H3V29L5 28V27H8L7 28V31H8V33H9V31L11 32V31H13L14 30V28H16L17 30L15 31V32H12V33H14L13 35L11 34L10 36H8L7 34V36L6 35H4V34H2V35H0V36H2V37H6V38H9V41L10 42H12V40L13 39H15L16 41H15V43H10L9 42V44H11V45H9V44H7L8 43V41H7V43L5 42H2L1 40H0V54L2 55L3 53V55H4V57L6 58V54L8 53L9 54V52L11 51V55H12V52L14 51V49L13 48H11V46L12 45H14V46H16V48L17 49H20V50H18L17 51V49H15V51L16 52H18V53H20V55H23V56H19L21 59H26L27 58V60L28 61H31L32 63H33V61L35 62V63H38V61L40 60H38L37 59V62H36V59L34 58L33 59V57L34 56H32V54H33V52H34V54H35V52H37V48H36V43L37 42H39L40 40H38V38H41L42 37V35H40V33L43 31V29L42 30H40L39 28L40 27H38V24L39 25H41V23H43L42 21H40L39 19H37V20H35V19H32V17L30 18L29 17V15L28 14H30V13H32L33 14V12H31L29 9H27V7H25V5L24 4H20V6L18 5V1H16L14 4H13ZM95 5V4H94ZM94 5H92L93 7H94ZM150 5V4H149ZM159 5H161L160 4V2H158L157 3V7H160ZM176 5V4H175ZM32 6V9L33 8H35V6L33 7V4L31 5ZM41 6V5H40ZM50 6V5H49ZM96 6V5H95ZM100 6V5H99ZM152 5H150V7H151ZM254 6H256V7H254ZM13 7V8H12ZM19 7H20V9H19ZM21 7H22V9H21ZM29 7V6H28ZM52 7V6H51ZM58 7H60V6H58ZM70 7V6H69ZM136 7H138L137 5H136ZM153 7V6H152ZM154 7V8H155ZM156 7V8H157ZM174 7V6H173ZM177 6H176V8H178ZM260 7V8H259ZM10 8H12L13 10L11 11L10 10ZM25 8V9H24ZM30 8V7H29ZM41 8H43V7H41ZM48 8L49 7H46V9L48 10ZM71 8V7H70ZM70 8H68V9H70ZM72 8H75V7H72ZM71 8V10H73ZM85 8V7H84ZM255 8H257V11L255 12L256 14H254V12H253V14L254 15H257L258 13L260 14V16H254L253 15V19L251 18L250 19V17L252 16H250L249 18H248V12H252L251 10L253 9H255ZM104 9V10H105ZM140 9V8H139ZM160 9V8H159ZM185 9V8H184ZM184 9H182L183 11H185ZM24 10H26L27 11V13L25 14L24 13ZM36 10H37V8H36ZM43 10V9H42ZM41 9H40V11L41 12H38V14L39 13H41L40 14V16L42 17L43 15H45V14H43L44 12L42 11ZM57 10H60L59 8L57 9ZM66 10V9H65ZM177 10V9H176ZM178 10H180V9H178ZM258 10H262V11H260V12H258ZM35 11V10H34ZM38 11V10H37ZM54 11V10H53ZM56 11V10H55ZM61 11V10H60ZM64 11V10H63ZM63 11H61V14H62V12ZM75 11V10H74ZM73 11V12H74ZM94 11V10H93ZM97 10H95L94 11V13L96 12ZM159 11V10H158ZM174 11V10H173ZM182 11V12H183ZM186 11H188V10H186ZM30 12V13H29ZM36 12V11H35ZM43 12V13H42ZM46 12H49V11H46ZM57 12H59V11H57ZM98 12V11H97ZM110 12V11H109ZM179 12V11H178ZM180 12H181V10H180ZM179 12V13H180ZM258 12V13H257ZM50 13H51V10H50ZM69 13H71V12H68V13H63L62 15H65V21H63V20H61L62 22L60 23V20H59V25H61L62 26V24H65L66 25V23H67V20H68V22H69V20L71 19V16H72V14H69ZM99 13V12H98ZM97 13V14H98ZM68 14V15H67ZM73 14H76V13H73ZM164 14V13H163ZM171 14V13H170ZM182 14V13H181ZM186 14V13H185ZM46 15H47V13H46ZM51 15V14H50ZM162 15V14H161ZM35 17H38L39 15H34ZM47 16H49V15H47ZM94 16V15H93ZM153 16V17H152ZM158 16V15H157ZM188 16V15H187ZM180 17H182V18H180V19H183V17H184V15L182 16H180ZM222 17V18H221ZM254 17H257V18H254ZM40 18V17H39ZM43 18V17H42ZM121 18H123L122 20L124 21L123 23H121L122 21H120L121 20ZM133 18H135L134 19V22L135 23H131L130 21H133L132 19ZM158 18V17H157ZM169 18V17H168ZM167 18V19H168ZM44 19H46V18H44ZM125 19V20H124ZM51 20V19H50ZM49 20V21H50ZM138 20V21H137ZM145 20V21H144ZM146 20H148L147 22L148 23H146ZM242 20L245 22V24H244V22H242ZM260 20V19H259ZM37 21V22H36ZM142 21V23L140 24V23H137V22H141ZM161 21V20H160ZM177 21L179 22L178 24H177ZM263 21H264V17H263ZM262 21V22H263ZM0 22V23H1ZM45 22V21H44ZM128 23V25H127V23ZM168 22V21H167ZM186 22V23H185ZM70 23H71V21H70ZM124 23H126V24H124ZM194 23V22H193ZM197 22H195L194 24H196ZM211 23V22H210ZM261 23V22H260ZM259 23V24H260ZM106 24V25H105ZM121 24H124L125 26H121ZM192 24V23H191ZM200 24V23H199ZM212 24V23H211ZM212 24V25H213ZM45 25V24H44ZM51 25V24H50ZM55 25V24H54ZM69 24H67L66 26H68ZM71 25V24H70ZM180 25V26H179ZM106 26V27H105ZM262 26H263V24H262ZM18 27V28H17ZM49 28V26H47L46 25V30L44 31V32H47V30H48V28ZM52 27V26H51ZM69 27V26H68ZM70 27V28H71ZM207 27L206 28H204V29H207ZM213 27H214V25H213ZM245 27H247L246 29L247 30H245ZM257 27H258V25H257ZM261 27V26H260ZM45 28V27H44ZM57 28V27H56ZM55 28V29H56ZM73 28V30H75ZM0 29H2V28H0ZM26 30L27 29V31L24 33L23 32V30ZM55 29H53L54 31H55ZM212 30H213V28H211ZM244 29V30H243ZM256 29H258V28H256ZM5 30V29H4ZM163 32H162V31ZM208 30V29H207ZM251 30V31H250ZM260 30V29H259ZM49 31H50V28H49ZM54 31H52L51 33H50V35H48V33H47V35H48V41H50V42H52V46H53V49H55L56 51V57L58 56H60L61 57V59L60 60H62V62L63 63H66V64H68L69 63V60H71V58H72V62H74V63H76L77 61V63H76V65L79 63V64H82V62H83V64H82V66L84 67V69L86 70V69H90V67H92L93 66V69H94V71H92L91 73L92 74H95L96 76H97V73L99 72V69H100V72H102V74H104V72L106 73V70H107V72H109V70L111 69V67H110V69L109 68H107L105 71L104 70H102L101 71V67L102 66H104L105 65V67L104 68H106L107 66H106V64L107 63H109V62H106V60L104 61V62H102L103 63V65L102 64H100V60H101V58L102 59H104L107 55H111L110 54V50H106V46H108L107 45V42H109V41H107L106 43H105V47H103V49L101 48L99 51L100 52H102V56H100L101 54L100 53H98V52H96L95 50H96V48H97V45H99L101 42H102V38H101V40H100V38H98L99 40H96V39H89V40H87V41H78V40H74V39H72L73 37H70L71 39H72V41H70L69 39H67L68 37H67V35H65V37L66 38H64V37H62V36H64L63 34H64V30H63V34H62V36H59V34H58V32L57 31H59L58 29H57V34H55L56 32H54ZM206 31V30H205ZM205 31H201V32H205ZM209 31H210V29H209ZM240 31V32H239ZM258 31V30H257ZM261 31V30H260ZM259 31V32H260ZM263 31V30H262ZM174 32V31H173ZM197 32V31H196ZM211 32V31H210ZM220 32H218V33H220ZM27 34L28 35V39H26L27 38V36L26 35H24V34ZM67 33V32H66ZM184 33V32H183ZM206 33H208L209 34V32H206ZM214 33V32H213ZM218 33H216V34H218ZM230 33V34H231ZM43 35H44V33H42ZM70 34V33H69ZM103 34V33H102ZM262 34V33H261ZM18 35H20V36H18ZM22 35H24V36H26V37H24V36H22ZM46 35V36H47ZM182 35V36H181ZM223 35V36H222ZM41 36V37H40ZM45 36V35H44ZM71 36V35H70ZM103 36V35H102ZM164 37V41L162 42V38ZM201 36V37H200ZM209 36H211V34L209 35ZM214 36V35H213ZM213 36H211V37H213ZM218 36V35H217ZM219 36H220V34H219ZM263 36H264V34H263ZM12 37V38H11ZM57 37V38H56ZM79 37V38H80ZM106 37V35L104 36V38ZM108 37V36H107ZM162 37V38H161ZM200 37V38H199ZM206 37V36H205ZM210 37V38H211ZM5 38V39H6ZM46 38V39H47ZM56 38V39H55ZM75 38V37H74ZM95 38H96V36H95ZM158 38H160V40H158ZM191 38V37H190ZM262 38H263V40H262ZM11 39V40H10ZM46 39L45 40H43L42 39V41H46ZM110 39H108V40H110ZM165 39L166 40H168L167 42L165 41ZM7 40V39H6ZM38 40V41H37ZM91 40V41H90ZM177 40V41H176ZM180 46H183V44L184 43H182V41H184V39H181L180 38ZM208 40V39H207ZM224 40V39H223ZM5 41V40H4ZM176 41V42H175ZM214 41V40H213ZM238 41V42H237ZM13 42H14V40H13ZM47 42V41H46ZM45 42V43H46ZM50 42H48V43H50ZM103 42H104V40H103ZM185 42V41H184ZM178 43V44H177ZM192 43V44H191ZM194 43H196V44H198L197 46H194L193 44ZM22 44L24 45V46H22ZM38 44V43H37ZM41 44V43H40ZM102 44V43H101ZM177 44V45H176ZM247 44V45H246ZM39 45V44H38ZM42 45V44H41ZM41 45H40V47H41ZM47 45V44H46ZM87 45H89L88 47H87ZM190 45H192V46H190ZM216 45V46H215ZM48 46V45H47ZM46 46V47H47ZM50 46V45H49ZM51 46V47H52ZM101 47V46H100ZM99 47V48H100ZM203 47V48H202ZM95 48V49H94ZM122 48H124L125 50H123ZM172 48V49H171ZM174 48V49H173ZM201 48L203 51H201V49H200V53H198L197 54V51L199 52V49ZM39 49V48H38ZM41 49V48H40ZM44 49V50H43ZM47 49V48H46ZM50 49V48H49ZM52 49V50H53ZM123 51H122V50ZM170 49L171 50H173L174 51V56L172 57V55L170 56V54H168V56H170L169 57V59H167V58H165L164 57V55H166L167 54V51L169 50L170 51ZM103 50V51H102ZM220 50H218V52L220 51ZM14 51V52H15ZM22 53H21V52ZM39 51H41V53H42V51H46L45 50V47H42V50H39ZM51 51V50H50ZM121 51V52H120ZM168 51V53H170ZM176 51V52H175ZM48 52V51H47ZM47 52H45V53H47ZM103 52H104V54H103ZM115 52V53H116ZM246 52V51H245ZM18 53H16V54H18ZM44 53V54H45ZM51 52H49L48 54H50ZM98 53V54H97ZM33 54V55H34ZM195 54V53H194ZM193 54V56H195ZM199 54H201V56H199ZM205 54V53H204ZM259 54V53H258ZM6 55V56H5ZM11 55H10V59L12 60V58H11ZM39 56V54H38V52H37V54H35V56ZM47 55V54H46ZM232 57H231V56ZM247 55V54H246ZM262 55V54H261ZM15 56V55H14ZM36 56V58H38ZM51 56V55H50ZM124 55H122V57H123ZM16 57V56H15ZM17 57H18V55H17ZM47 57H48V55H47ZM57 57V58H58ZM107 57H109V56H107ZM167 57V56H166ZM182 57L184 58V60H182ZM199 57H201L200 59H199ZM206 56H204V58H205ZM240 57V58H239ZM3 58V57H2ZM40 58V57H39ZM45 58V57H44ZM124 58V57H123ZM180 58H181V60L182 61H185L186 63L188 62V66H189V69H187V70H192V69H194V71H197V73H199L198 71H200L201 73L199 74V77H194V79H191L192 77H193V75L192 74H190V77H189V79H186V80H183V81H181V80H179L181 77L183 78V75H181V77L179 78V76H177V72H178V70H177V64L178 63H180ZM204 58H203V60H204ZM257 58H259V57H257ZM7 59V58H6ZM16 58H14V60H15ZM17 59H19V58H17ZM54 61L55 62H57L56 61V58L54 57ZM113 59V58H112ZM120 59H121V57H120ZM129 59V58H128ZM238 59H236V60H238ZM256 59V58H255ZM20 60V59H19ZM23 60L21 61V63L20 64H22V62H23ZM83 60V61H82ZM85 60V61H84ZM116 61H117V58L115 59ZM212 60H214L213 58H212ZM53 61V60H52ZM80 61H82L81 63H80ZM86 61H87V64H86ZM103 61V60H102ZM114 61V59L112 60V62ZM121 61H123V59L121 60ZM168 61H170L169 63H168ZM206 61V60H205ZM259 61V60H258ZM30 62V65H32L33 66V64ZM85 62V63H84ZM105 62H106V64H105ZM124 62V61H123ZM236 62V63H235ZM241 62V61H240ZM253 62V61H252ZM14 63V62H13ZM23 63H25V61L23 62ZM26 63H27V61H26ZM29 63V62H28ZM43 64V66H45L46 65V63H48V62H45V65H44V61L42 62ZM52 63V62H51ZM50 63V64H51ZM116 63H118V61L117 62H115V64ZM168 63V64H167ZM185 63V65H187ZM213 63L215 64V65H217V66H215V65H213ZM55 64V63H54ZM57 64V63H56ZM55 64V65H56ZM78 64V65H79ZM110 64H111V61H110ZM113 64V63H112ZM115 64L114 65H111V66H115ZM126 64V65H127ZM258 64V63H257ZM25 65V64H24ZM35 65V64H34ZM59 65H61V64H59ZM58 65V66H59ZM71 65H73V64H71ZM71 65H69V66H71ZM102 65V66H101ZM107 65H109V64H107ZM118 65H120L121 66V64H118ZM125 65V64H124ZM180 65V64H179ZM238 65V64H237ZM253 65H255V64H253ZM26 66H28V65H26ZM47 66V65H46ZM49 66V65H48ZM86 66H89L88 68H85ZM110 66V65H109ZM120 66L118 67V68H120ZM182 66H184V64H181V67ZM238 66H240V64L238 65ZM237 66V67H238ZM242 66V65H241ZM50 67V66H49ZM51 67H53L54 68V66H53V63L51 64ZM50 67V68H51ZM64 67H66V69H67V65H65ZM79 67V69H80V67L81 66H78ZM78 67L76 66V68H77V70H78ZM83 67L81 68V71H82V69H83ZM116 68H117V66H115ZM164 67V69H170L171 70V74H168L167 75V73H163V72H160L161 71V68H163ZM185 67H187V66H185ZM34 68V67H33ZM55 68H56V66H55ZM125 68V67H124ZM123 68V69H124ZM178 68H180V67H178ZM203 68H205V70H203ZM254 68V67H253ZM42 69V68H41ZM59 69H60V67H59ZM59 69H54V71H56V70H58V72H59ZM68 69H70L69 67H68ZM96 69H98L97 71H96ZM249 69V68H248ZM252 69V68H251ZM250 69V70H251ZM62 70V69H61ZM88 70H86V71H88ZM132 70H135L134 72L132 71ZM183 70L185 71V69L183 68ZM253 70V69H252ZM257 70H258V74H259V68H257ZM256 70V71H257ZM261 70V69H260ZM111 71V70H110ZM113 71V70H112ZM162 71H163V69H162ZM169 71V70H168ZM254 71V70H253ZM252 71V72H253ZM44 72V71H43ZM45 72L47 73V71L45 70ZM57 72V73H58ZM89 73H90V70L88 71ZM97 72V73H96ZM118 72H120V70L118 71L117 70V73ZM192 72V71H191ZM191 72H189V73H191ZM248 72V71H247ZM251 71H250V73H252ZM50 73V72H49ZM56 73V72H55ZM59 73H61V72H59ZM80 75H81V72L79 71L78 72ZM83 73H84V75H82V76H86V75H88L87 74V72H86V75H85V72L83 71ZM90 73V74H91ZM180 73H181V70H180ZM193 73V72H192ZM197 73H195V74H197ZM255 73V72H254ZM253 73V74H254ZM71 74L73 75V73H70V76H71ZM78 74V75H79ZM89 74V75H90ZM108 74H110V72L108 73ZM122 74V75H121ZM165 74V75H164ZM218 74V73H217ZM248 74H249V72H248ZM261 74V73H260ZM21 75V74H20ZM69 75V74H68ZM161 75H163V76H166L165 77V79H163V80H165V81H162V83H161V81H159V79L161 78ZM187 75V74H186ZM213 75H214V77H213ZM257 75V74H256ZM25 76V75H24ZM70 76L68 77V78H70ZM80 77V76H77V78H83V79H87V77H89V76H87L86 78H84V77ZM106 76V75H105ZM162 76V77H163ZM196 76H198V75H196ZM211 76V77H210ZM262 76H264V73H263V75ZM261 76V77H262ZM14 77H16V76H14ZM20 77V76H19ZM72 77V76H71ZM102 77V80H104V81H106L105 79H103V76H101ZM188 76H186V78H187ZM217 77V76H216ZM219 77V76H218ZM220 77H222V75L220 76ZM67 78V77H66ZM65 78V79H66ZM92 79V76H90L88 79ZM143 78H147V80H148V82L146 83V82H144L143 81ZM149 78V79H148ZM154 78H156V79H154ZM164 78V77H163ZM196 78V79H195ZM264 78V77H263ZM262 78V79H263ZM19 79V78H18ZM70 79H72L73 81H75V79H76V77H75V79H74V77L73 78H70ZM69 79V80H70ZM83 79H82V81H83ZM90 79V80H91ZM152 79H154V81L152 80ZM254 79H255V77H254ZM72 80H70V81H72ZM89 80V81H90ZM99 80H101V79H99ZM109 80V79H108ZM108 80H107V82H108ZM109 80V81H110ZM156 80V81H155ZM256 80V79H255ZM264 80V79H263ZM41 81V80H40ZM76 81H78V80H76ZM75 81V82H76ZM81 81V82H82ZM87 81V80H86ZM95 81H96V79H95ZM95 81H93V83L95 82ZM130 81H131V83H130ZM217 81V82H216ZM16 82V81H15ZM80 82V79H79V81L77 82V84L76 85H78V83ZM90 82H92V80L90 81ZM101 82V81H100ZM100 82H98V83H100ZM116 82H117V84H116ZM150 82V83H149ZM160 82V83H159ZM259 82V81H258ZM47 83V82H46ZM83 83V85H84V81L82 82ZM82 83H80V84H82ZM96 83H97V81H96ZM101 83H104V82H101ZM115 83V84H114ZM206 83V82H205ZM26 84V83H25ZM50 84V83H49ZM94 85H95V83H94ZM100 85V84H99ZM103 85H107L106 83L105 84H103ZM251 85V86H250ZM85 87H86V85H84ZM93 86V85H92ZM102 86V85H101ZM104 86V87H105ZM108 86H109V84H108ZM111 86H112V84H111ZM257 86V85H256ZM26 87V86H25ZM39 87V86H38ZM37 87V88H38ZM60 87V86H59ZM81 87H82V85H81ZM97 87H98V85H97ZM8 88V87H7ZM94 88V87H93ZM100 88V87H99ZM107 88V87H106ZM109 88V90H110V87H108ZM108 88H107V90L106 89H104V90H106V91H108ZM257 88V87H256ZM54 89V88H53ZM101 89L103 90V87H101ZM262 89H264V88H262ZM5 90V89H4ZM101 90V91H102ZM103 90V91H104ZM111 90V91H112ZM127 91V90H129L128 92H127V94H126V92H124V91ZM246 90V91H245ZM3 91V90H2ZM19 91V90H18ZM24 91V90H23ZM58 91H59V89H58ZM95 91H97V90H95ZM94 91V92H95ZM116 91H119V92H121V93H118V95H117V93H116ZM153 91V92H152ZM9 92V91H8ZM54 92H57V89H56V91H54ZM54 92H53V94H54ZM61 92V91H60ZM93 92V93H94ZM98 92V91H97ZM142 92V93H141ZM151 92L153 93V94H151ZM214 92V93H213ZM215 92H217V94L218 93H220V99H219V101H221V103L220 102H218V99H215L216 101H217V103H216V101L214 100V98L212 97V95L213 96H216V97H218L219 98V96H217V95H215L216 93ZM259 92V91H258ZM42 93V92H41ZM43 93H44V91H43ZM63 93V92H62ZM99 93H101V92H99ZM98 93V94H99ZM103 93V92H102ZM101 93V95H103V97L102 98H104V95L106 96L107 94H102ZM246 93V94H245ZM8 94V93H7ZM50 94V93H49ZM120 94V95H119ZM145 96H144V95ZM148 94V95H147ZM5 95V94H4ZM56 95V94H55ZM61 95V94H60ZM64 95V94H63ZM100 95V96H101ZM109 95H111L110 93H108V97H109ZM151 96H152V99H151ZM260 96V95H259ZM18 97H20V96H18ZM56 97V96H55ZM113 97V98H114ZM137 97V98H136ZM144 97V98H143ZM229 97H231V102H229L230 101V98ZM247 97V96H246ZM256 97V96H255ZM49 98V97H48ZM100 98V97H99ZM134 98H135V101H134ZM153 98H155V99H153ZM226 98H228L229 100H227ZM248 98V97H247ZM5 99V98H4ZM24 99V98H23ZM36 99V98H35ZM43 99V98H42ZM57 99H58V97H57ZM66 99V98H65ZM107 99V96H106V98H105V100ZM116 99V98H115ZM41 100V99H40ZM89 100H90V98H89ZM109 100V99H108ZM107 100V101H108ZM227 100V101H226ZM248 100V99H247ZM252 100V99H251ZM254 100V99H253ZM36 101V100H35ZM110 101V100H109ZM108 101V102H109ZM132 101H134V102H132ZM111 102V103H112ZM117 102V103H116ZM136 102V103H135ZM142 102H143V107H140V106H142ZM229 102V103H228ZM253 102V101H252ZM111 103H109V104H111ZM112 103V104H113ZM121 103H122V101H121ZM133 103V104H132ZM138 103L140 104V106H138V108L136 107L137 105H138ZM259 103V102H258ZM112 104H111V106H112ZM122 104V105H123ZM249 104H252V103H249ZM253 104H255V102L253 103ZM257 104V103H256ZM260 105V104H259ZM263 104H261V106H262ZM116 106H118V104L116 105ZM121 106V105H120ZM249 106V105H248ZM252 106V105H251ZM264 106V105H263ZM124 107H127L128 108V106H124ZM129 107H131V106H129ZM132 107H131V109H132ZM247 107V106H246ZM14 108V107H13ZM120 108V107H119ZM123 108V107H122ZM249 108V107H248ZM262 108V110H263V107H261ZM12 109V108H11ZM118 109V108H117ZM125 109V108H124ZM240 109V110H239ZM16 110V109H15ZM85 110V109H84ZM84 110H83V112H84ZM119 110V109H118ZM120 110H121V108H120ZM247 110V109H246ZM80 111H82V110H80ZM133 112H132V114H134V109L132 110ZM82 112V113H83ZM243 112V111H242ZM242 112L241 113H239V114H241L242 115ZM136 113V112H135ZM247 113H249V112H247ZM139 114V113H138ZM262 114V116L264 117V114L263 113H261ZM135 115H137V114H135ZM234 115V116H233ZM245 115H246V111H245ZM244 115V116H245ZM79 116V115H78ZM237 116V115H236ZM33 117V116H32ZM73 117V116H72ZM85 117V116H84ZM84 117H82V119L84 118ZM147 117V116H146ZM145 117V118H146ZM152 117V116H151ZM155 117H153V118H155ZM164 117V116H163ZM76 118V117H75ZM166 117H164V118H162V119H159L160 121L162 120L163 121V123H165V121H166V123L167 122H170L169 120L170 119H167ZM238 118V120H239V117H237ZM250 118V119H249ZM77 119V118H76ZM152 119V118H151ZM232 119V120H231ZM247 119V120H246ZM35 120V119H34ZM136 120H138L137 118H136ZM140 120V119H139ZM139 120H138V122H139ZM157 120H158V118H157ZM165 120V121H164ZM229 120V121H228ZM231 120V121H230ZM161 121V122H162ZM75 121L73 120V123H74ZM85 122V121H84ZM141 122H142V120H141ZM154 122V121H153ZM158 122V121H157ZM160 122V123H161ZM184 122V121H183ZM186 122H184V123H186ZM257 122H259V123H257ZM262 122V123H261ZM91 123V122H90ZM159 123V122H158ZM162 123V124H163ZM165 123V124H166ZM183 123V124H184ZM34 124V123H33ZM72 124V123H71ZM70 124V125H71ZM139 124V123H138ZM154 124H156V122H154ZM154 124H152L153 126H154ZM164 124V125H165ZM168 124V123H167ZM166 124V125H167ZM259 124V125H258ZM261 124H262V126H261ZM30 125V124H29ZM74 125V124H73ZM83 125V124H82ZM112 125V124H111ZM171 125V124H170ZM75 126V125H74ZM77 126V125H76ZM75 126V128H77V127H79V124H78V126L76 127ZM126 126H128V125H126ZM146 126H147V124H146ZM158 126H160V125H158ZM168 126H169V124H168ZM182 126V125H181ZM129 128L131 127V126H128ZM126 128V130L127 129H129V128ZM155 127H156V125H155ZM171 127V126H170ZM169 127V128H170ZM173 127H175V126H173ZM74 128V129H75ZM86 128H88V127H86ZM141 129H142V127H140ZM144 128H146V127H144ZM143 128V129H144ZM176 128V127H175ZM184 128H185V126H184ZM81 129V128H80ZM115 129V128H114ZM117 129V128H116ZM116 129L114 130V131H116ZM134 129V128H133ZM142 129V130H143ZM171 129H172V127H171ZM176 129H179V128H176ZM181 129H183V128H181ZM195 129H197V128H195ZM69 130H70V128H69ZM109 130H111V128H109ZM130 130V129H129ZM149 130L150 129H148V132H149ZM156 130V129H155ZM162 130V129H161ZM184 130V129H183ZM187 130H188V128H187ZM194 130V129H193ZM197 130V131H198ZM83 131V130H82ZM172 131H173V129H172ZM196 131V132H197ZM258 131V130H257ZM112 132H113V130H112ZM120 132V131H119ZM139 132V131H138ZM146 132V131H145ZM174 132V131H173ZM176 132V131H175ZM192 132V131H191ZM191 132H189V130H188V135H191V136H193L192 134L193 133H191ZM194 132V131H193ZM137 133V132H136ZM151 133V132H150ZM149 133V134H150ZM156 133V132H155ZM191 133V134H190ZM199 133V132H198ZM174 134V133H173ZM179 134H183V132H181V133H179ZM186 134V133H185ZM195 134V133H194ZM254 134V133H253ZM259 134V135H260ZM123 135V134H122ZM136 135V134H135ZM151 135V134H150ZM188 135H183L184 137L185 136H188ZM197 135V134H196ZM237 135V134H236ZM106 136H109V135H106ZM124 136V135H123ZM143 136V135H142ZM144 136H146V135H144ZM143 136V137H144ZM172 136V135H171ZM174 136H176V135H174ZM173 136V137H174ZM181 137H182V135H180ZM180 136H178V137H180ZM190 136V137H191ZM195 136V135H194ZM238 136V135H237ZM245 136V137H246ZM258 136V135H257ZM47 137V136H46ZM114 137V136H113ZM117 137H119V136H117ZM150 137L151 136H149L148 137V135H147V138L148 139H150ZM152 137H153V135H152ZM152 137H151V139H152ZM177 137V138H178ZM233 137V138H232ZM114 138H116V137H114ZM147 138H145L146 140H147ZM154 138V137H153ZM159 138V137H158ZM188 138H189V136H188ZM195 138V137H194ZM198 138V137H197ZM230 138H232L233 139V141H231V143L232 144H230ZM236 139H238L237 141H235V149L234 150H236V148H237V145L239 146V147H241V145H243L242 147H244L245 149H240V150H238L237 152H240V151H242V152H244V150H246L247 148H250V149H253L252 147H253V145L251 146V144H249V142L246 144L245 143V141H244V139H239V136H238V138L237 137H235ZM240 138H242V137H240ZM250 138V137H249ZM83 139V138H82ZM81 139V140H82ZM119 139H121V138H119ZM132 139V138H131ZM184 139V138H183ZM187 139V138H186ZM205 139H203V140H205ZM254 139H256L257 140V138H254ZM93 140V139H92ZM110 140V139H109ZM115 140V139H114ZM116 140H117V138H116ZM123 140V139H122ZM122 140H121V142H122ZM125 140H127V139H125ZM153 140V139H152ZM151 140V141H152ZM162 140V139H161ZM169 140V139H168ZM171 140V139H170ZM169 140V141H170ZM242 140H243V142H242ZM251 140H253V139H250L249 141L251 142ZM260 140V139H259ZM119 142H120V140H118ZM128 141H130V140H128ZM164 141V140H163ZM229 141V142H228ZM120 142V143H121ZM138 142H140V141H138ZM153 143H154V141H152ZM151 142V143H152ZM255 142H257V141H255ZM83 143V142H82ZM120 143H116L117 145L118 144H120ZM128 143V142H127ZM133 143V142H132ZM137 143V142H136ZM142 143V142H141ZM168 143V142H167ZM241 143V145H239ZM126 144V143H125ZM143 144V143H142ZM192 144V143H191ZM250 146H249V145ZM257 144V143H256ZM262 144V143H261ZM73 145V144H72ZM184 145V144H183ZM186 145V144H185ZM188 145V144H187ZM195 145V144H194ZM199 145H201V144H199ZM211 145V144H210ZM54 146V145H53ZM77 146V145H76ZM122 146V145H121ZM127 146V145H126ZM133 146V145H132ZM189 146H190V144H189ZM193 146V145H192ZM197 146V145H196ZM203 146H204V144H203ZM255 146V145H254ZM45 147V146H44ZM51 147V146H50ZM79 147V146H78ZM128 147V146H127ZM137 147H139V146H137ZM143 147V146H142ZM173 147V146H172ZM175 147H178V146H175ZM199 147V146H198ZM205 147V146H204ZM214 147H216V146H214ZM225 147H226V149H225ZM241 147V148H242ZM258 147V146H257ZM82 148V147H81ZM129 148V147H128ZM159 148V147H158ZM190 148V147H189ZM189 148H186V149H188L189 150ZM200 148V147H199ZM203 148V147H202ZM129 149H131V148H129ZM133 149V148H132ZM149 149V148H148ZM147 149V150H148ZM161 149V148H160ZM166 149V148H165ZM167 149H169V148H167ZM172 149V148H171ZM181 149V148H180ZM186 149H184L185 151H186ZM206 149H208V148H206ZM205 149V150H206ZM227 149V150H228ZM259 149H261L260 147H259ZM41 150V149H40ZM50 150V149H49ZM102 150V149H101ZM151 150V149H150ZM152 150H154L155 151V149H152ZM174 150V149H173ZM183 150V151H184ZM195 150V149H194ZM214 150V149H213ZM233 150V151H234ZM257 151V149L255 148V149H253V150H251V151H253V152H251L250 150H249V152H251L250 154H252V153H254V151ZM31 151H33V150H31ZM35 151V150H34ZM149 151V150H148ZM159 151V150H158ZM170 151V150H169ZM197 152H198V150H196ZM201 151V150H200ZM232 151V152H233ZM260 150H258V152H259ZM46 153H48L47 151H45ZM151 152V151H150ZM173 152V151H172ZM189 152V151H188ZM197 152H195L196 154H197ZM210 152V151H209ZM214 152V151H213ZM212 152V153H213ZM227 152V151H226ZM231 152V151H230ZM242 152H240L239 154H242ZM249 152H246L245 151V153H249ZM30 153V152H29ZM149 153V152H148ZM156 153H158V152H156ZM179 153V152H178ZM185 153V152H184ZM201 153V152H200ZM256 153V152H255ZM255 153H254V155H255ZM261 153H263V152H261ZM261 153H259V155H262ZM174 154V153H173ZM175 154H177V153H175ZM188 154H190V153H188ZM193 154H194V152H192V150H191V156H193ZM196 154H194L195 155V157H197V158H199V156H202V155H199V152H198V156H196ZM202 154H204V153H202ZM214 154H216L215 152H214ZM220 154V153H219ZM223 154V153H222ZM228 154V153H227ZM40 155V154H39ZM38 155V156H39ZM160 155V154H159ZM168 155V154H167ZM170 156V159H173L174 158V156L175 155H172L173 156V158H171V154H169ZM184 155V154H183ZM186 155H187V152H186ZM185 155V156H186ZM217 155V154H216ZM229 155V154H228ZM246 155V154H245ZM248 155V154H247ZM258 155V154H257ZM32 156V155H31ZM69 156V155H68ZM189 156V155H188ZM187 156V157H188ZM207 156V155H206ZM243 155H241V157H242ZM29 157V156H28ZM44 157H47V156H44ZM159 157V156H158ZM165 157V156H164ZM176 157H178L177 155H176ZM181 158H182V156H180ZM190 157V156H189ZM188 157V159L186 158V160H185V162H187V161H189V159H191V158H189ZM194 157V156H193ZM246 157H248V156H246ZM53 158V157H52ZM105 158V157H104ZM166 158V157H165ZM180 158V159H181ZM196 158V159H197ZM212 158V157H211ZM214 158V157H213ZM217 158V157H216ZM219 158V157H218ZM102 159V158H101ZM106 159V158H105ZM168 159V158H167ZM177 159V158H176ZM176 159H174V160H176ZM195 159V158H194ZM203 159V160H202ZM200 158L199 160L201 161L200 162V164H201V166L204 164V162L205 161H208V160H210V157L208 156V157H204V158ZM16 160V159H15ZM36 160V159H35ZM178 160V159H177ZM182 160H183V158H182ZM214 160V159H213ZM222 160H224V157H223V159ZM225 160H227L226 158H225ZM230 160V159H229ZM50 161V160H49ZM85 161V160H84ZM108 161V160H107ZM184 161V160H183ZM191 161H193V159L192 160H190L189 162H187V164L186 163H182L183 164V167H186V166H189L190 164L189 163H191ZM235 161V160H234ZM10 162V161H9ZM40 162V161H39ZM100 162V161H99ZM199 162V161H198ZM214 162H215V160H214ZM229 162V161H228ZM257 162V161H256ZM260 162V161H259ZM81 163V162H80ZM80 163H78L79 165H80ZM83 163V162H82ZM81 163V164H82ZM103 163V162H102ZM193 163H194V161H193ZM207 164L209 163V162H206ZM211 163H213V162H211ZM216 163H217V161H216ZM219 163V162H218ZM230 163V162H229ZM236 163H238V162H236ZM235 163V164H236ZM40 164V163H39ZM77 164V165H78ZM85 164V163H84ZM140 164V163H139ZM148 164V163H147ZM181 164V165H182ZM186 164V165H185ZM240 164V163H239ZM241 164H242V162H241ZM75 165V164H74ZM86 165H87V163H86ZM85 165V166H86ZM141 165V164H140ZM180 165V164H179ZM180 165V166H181ZM185 165V166H184ZM197 165V164H196ZM205 165V164H204ZM208 165H210L211 166V164H208ZM248 165V164H247ZM246 165V166H247ZM19 166V165H18ZM73 166V165H72ZM84 166V165H83ZM100 166H102V165H100ZM193 166V165H192ZM198 166H200L199 164H198ZM206 166L207 165H205V168H206ZM209 166V167H210ZM216 165H215V163H214V167H215ZM231 166V165H230ZM256 166V165H255ZM14 167V166H13ZM39 167V166H38ZM75 167H78V166H75ZM81 167V166H80ZM116 167V166H115ZM119 167V166H118ZM159 167V166H158ZM209 167H208V169H209ZM221 167V166H220ZM242 167V166H241ZM251 167H253L252 165H251ZM82 168V167H81ZM98 168V167H97ZM96 168V169H97ZM102 168H104V166L102 167ZM150 168V167H149ZM164 168V167H163ZM180 168V167H179ZM196 168V167H195ZM194 168V169H195ZM199 168V167H198ZM204 168V167H203ZM202 167H201V169H203ZM212 168V167H211ZM218 168V167H217ZM234 168H235V166H234ZM237 168H238V166H237ZM240 168V167H239ZM257 168V167H256ZM255 168V169H256ZM260 168V167H259ZM28 169V168H27ZM41 169V168H40ZM77 169H79V168H77ZM104 169H106V166H105V168ZM126 169V168H125ZM165 169V168H164ZM169 169V168H168ZM183 169H185L186 170V168H183ZM200 169V168H199ZM243 169H246V168H242V170ZM12 170V169H11ZM35 170V169H34ZM76 170V169H75ZM85 170V169H84ZM107 170V169H106ZM111 170V169H110ZM123 170V169H122ZM154 170V169H153ZM158 170H160L159 168H158ZM166 170V169H165ZM197 170V169H196ZM237 170V169H236ZM257 170V169H256ZM37 171V170H36ZM35 171V172H36ZM88 171V170H87ZM98 171V170H97ZM96 171V172H97ZM100 171V172H99ZM98 171V173H101V172H104L103 171V169L102 170H99ZM127 171V170H126ZM125 171V172H126ZM164 171V170H163ZM170 171V170H169ZM175 171V170H174ZM183 171V170H182ZM206 171V170H205ZM204 171V172H205ZM211 171H212V169H211ZM214 171V170H213ZM262 171V170H261ZM8 172V171H7ZM6 172V173H7ZM95 172V173H96ZM107 172H109L108 170H107ZM106 171H105V173L106 174H108ZM121 172H123V171H121ZM128 172V171H127ZM127 172H126V175H127ZM160 172H162L161 170H160ZM200 172H202V171H200ZM207 172V171H206ZM208 172H209V170H208ZM23 173V172H22ZM92 173V172H91ZM94 173V175L96 176V174ZM104 173V174H105ZM110 173V172H109ZM115 173H117V172H115ZM145 173V172H144ZM149 173V172H148ZM157 173V172H156ZM28 174V173H27ZM32 174V173H31ZM39 174V173H38ZM74 174V173H73ZM84 174V173H83ZM87 174V173H86ZM102 174V173H101ZM112 174V173H111ZM110 174V175H111ZM123 174V173H122ZM146 174V173H145ZM158 174V173H157ZM166 174V173H165ZM168 174V173H167ZM166 174V175H167ZM176 174V173H175ZM39 175H41V174H39ZM62 175V174H61ZM77 175H79V173L77 174ZM92 175H93V173H92ZM93 175V176H94ZM125 175V174H124ZM125 175V176H126ZM144 175V174H143ZM161 175H163V174H160L159 176H161ZM194 175V174H193ZM192 175V176H193ZM220 175V174H219ZM262 175V174H261ZM260 175V176H261ZM44 176V175H43ZM47 176V175H46ZM73 176V175H72ZM85 176V175H84ZM103 176V175H102ZM128 177H129V175H127ZM145 176V175H144ZM159 176L156 178V179H158L159 178ZM165 176V175H164ZM168 176V175H167ZM167 176H165V177H167ZM172 176V175H171ZM176 176V175H175ZM196 176V175H195ZM222 176V175H221ZM33 177V176H32ZM36 177V176H35ZM41 177V176H40ZM49 177V176H48ZM47 177V178H48ZM62 177V176H61ZM80 177V176H79ZM106 177H108V176H106ZM105 176L103 177V178H105V179H107ZM117 178H118V176H116ZM132 177V176H131ZM178 177V176H177ZM229 177V176H228ZM28 178V177H27ZM34 178V177H33ZM97 178H99V177H96V179ZM101 178V177H100ZM103 178H102V180H103ZM109 178V177H108ZM119 178H121V177H119ZM144 178V177H143ZM150 178V177H149ZM167 178H169V177H167ZM174 179L176 178V177H173ZM15 179V178H14ZM73 179H75V178H73ZM105 179H104V181H105ZM135 179H137L136 177H135ZM140 179V178H139ZM147 179H148V177H147ZM151 179H152V177H151ZM163 180H164V178H162ZM162 179H158L157 180V182H159V180H162ZM186 179V178H185ZM256 179V178H255ZM10 180V179H9ZM81 180V178L80 179H76V181L77 182H79ZM92 180V179H91ZM101 180V185H103L104 184V186H103V188H102V190L100 189L99 191L100 192H102L103 193V195H101L102 193H100V195H98V196H100L98 199L97 198H95L96 200H97V202L95 201H93L95 204L92 206L93 208H98L99 207V209L101 208V210L99 211V209H98V212L96 213V211L94 210L93 211V208L91 207V206H89L88 204H87V202H86V204H87V206H89V209H91L92 208V212L91 211H89V212H85L83 215L85 216L84 218L85 219H81L80 217H79V220L81 221H83V222H85V221H87L88 220V218H89V216L91 215H93L91 218H93V217H95L96 219L97 218H101V216L102 215H104V217L105 218H107V213L105 214V212H106V209H105V206H103L102 204H103V201L104 200H107L108 198H109V200H111L110 198H112V196L110 195V194H112L113 196H114V194H116L117 196H122L123 194H121V191H122V193H124V195H125V193H127L128 192V190L126 191V187H128V186H126V184H125V182H123V183H121V184H123V186H124V188H121V185H118V184H120V183H116V182H113L111 179L109 180V182L108 183H106V181H105V183H102L103 181ZM131 180V179H130ZM169 180H172V179H170L169 178ZM168 180V181H169ZM212 180V179H211ZM240 180V179H239ZM5 181V180H4ZM12 181V180H11ZM32 181V180H31ZM59 181H61V180H59ZM108 181V180H107ZM116 181V180H115ZM118 181V180H117ZM140 181V180H139ZM172 181H174V180H172ZM178 181V180H177ZM180 181V180H179ZM199 181H201V180H199ZM216 181V180H215ZM223 181V180H222ZM227 181H230V180H227ZM226 181V182H227ZM246 181V180H245ZM249 181V180H248ZM20 182V181H19ZM23 182V181H22ZM29 182V181H28ZM36 182V181H35ZM42 182V181H41ZM44 182V181H43ZM81 182H83V181H81ZM90 182H92V181H90ZM95 183L96 182H100L99 181V179H98V181H94ZM129 182V181H128ZM131 182V181H130ZM130 182H129V184H130ZM162 183L164 182V184H165V181H161ZM181 182V181H180ZM195 182H197V181H195ZM235 182V181H234ZM256 182V181H255ZM32 183V182H31ZM173 183V182H172ZM184 183V182H183ZM201 183V182H200ZM210 183V182H209ZM1 184V183H0ZM15 184V183H14ZM35 184V183H34ZM44 184V183H43ZM48 184V183H47ZM53 184V183H52ZM69 184V183H68ZM91 184V183H90ZM100 184H98V185H100ZM128 184V183H127ZM150 184H151V182H150ZM157 184H159V183H157ZM176 184H178V183H176ZM181 184V183H180ZM180 184H178V185H180ZM247 184V183H246ZM25 185V184H24ZM36 185V184H35ZM82 185V184H81ZM83 185H86V184H83ZM96 185V184H95ZM116 185V189L114 188V186ZM161 185V184H160ZM172 185H174V184H172ZM182 185H184V184H182ZM186 185V184H185ZM185 185L183 186V188L185 187ZM193 185V184H192ZM235 185V184H234ZM248 186H250L251 184H247ZM6 186V185H5ZM4 186V187H5ZM60 186V185H59ZM97 186V185H96ZM152 186V185H151ZM158 186V185H157ZM156 186V187H157ZM165 186V185H164ZM164 186H163V189H164ZM176 186V185H175ZM181 186V185H180ZM263 186V185H262ZM71 186H69V188H70ZM83 187V186H82ZM99 188H100V186H98ZM97 187V188H98ZM173 187V186H172ZM186 187H187V185H186ZM220 187V186H219ZM227 187H228V185H227ZM242 187H244V186H242ZM25 188H27L26 186H25ZM33 188V187H32ZM72 188H74V187H72ZM87 188V187H86ZM85 187H84V190L86 189ZM90 188H91V185H90ZM135 188V187H134ZM138 188V187H137ZM161 188V187H160ZM182 188V187H181ZM237 188H239V187H237ZM248 188V187H247ZM28 189V188H27ZM53 189V188H52ZM83 189V188H82ZM124 189V190H123ZM133 189V188H132ZM139 189V188H138ZM153 189V188H152ZM174 189V188H173ZM185 189V188H184ZM205 189V188H204ZM246 189V188H245ZM24 190V189H23ZM75 191H76V189H74ZM83 190V191H84ZM87 190V189H86ZM85 190V191H86ZM144 190H146V189H144ZM161 190V189H160ZM171 190V189H170ZM183 190V189H182ZM42 191V190H41ZM40 191V192H41ZM78 191V190H77ZM97 191V190H96ZM126 191V192H125ZM130 191V190H129ZM158 191H159V188H158ZM162 191H164V190H162ZM169 191V190H168ZM178 191V190H177ZM181 191V190H180ZM186 191V190H185ZM223 191V190H222ZM7 192H9V191H7ZM50 193L49 194H51V195H54L55 193L57 194V192H51V191H49ZM60 192V191H59ZM74 192V191H73ZM72 192V193H73ZM79 192V191H78ZM88 191H86V193H87ZM131 192V191H130ZM144 192V191H143ZM160 192V191H159ZM165 192H167V190L165 191ZM26 193V192H25ZM54 193V194H53ZM60 193H62V192H60ZM64 193V192H63ZM65 193H66V190H65ZM167 193H169V192H167ZM209 194H210V192H208ZM242 193H244V192H242ZM241 193V194H242ZM1 194V193H0ZM7 194H9V193H7ZM49 194H48V196L47 197H49ZM56 194L54 195V196H56ZM69 194V193H68ZM75 194V193H74ZM89 194V193H88ZM95 194V193H94ZM164 194V193H163ZM212 194H214V193H212ZM220 194V193H219ZM227 194V193H226ZM230 194V193H229ZM245 194V193H244ZM250 194V193H249ZM3 195V194H2ZM25 195V194H24ZM34 195V194H33ZM50 195V196H51ZM84 195H85V193H84ZM108 195L110 196V197H108ZM115 195V196H116ZM165 195V194H164ZM189 195V194H188ZM221 195H222V193H221ZM247 195V194H246ZM253 195V194H252ZM254 195H257V194H254ZM264 195V194H263ZM4 196V195H3ZM9 196V195H8ZM21 196V195H20ZM58 196V195H57ZM60 196V195H59ZM63 197H62V201H63V204H62V208L63 207H65L66 206V208L67 207H69L70 205L68 204V203H66V202H69L70 200H72V199H70V194L69 195H67V193L66 194H64V195H62ZM86 196V195H85ZM126 196H127V194H126ZM166 196V195H165ZM165 196H163L164 198H165ZM214 196H216L215 194H214ZM219 196V195H218ZM222 196H225V195H222ZM221 196V197H222ZM235 196V195H234ZM238 196V195H237ZM236 196V197H237ZM258 196V195H257ZM257 196H255V197H257ZM262 196V195H261ZM46 197V198H47ZM61 197V196H60ZM108 197V198H107ZM156 197V196H155ZM193 198L195 197V194H194V196H192ZM196 197H198V196H196ZM195 197V198H196ZM202 197V196H201ZM201 197H198L199 199L201 198ZM212 197V196H211ZM210 197V198H211ZM228 197H231V196H227V198ZM232 197H233V195H232ZM231 197V198H232ZM239 197V196H238ZM52 199H54L53 197H51ZM51 198H48V200H50ZM56 198V197H55ZM58 198V197H57ZM119 198V197H118ZM124 198V197H123ZM131 198V197H130ZM133 199H134V196L132 197ZM146 198H147V196H146ZM160 198H162V196L160 197ZM167 198V197H166ZM174 198V197H173ZM190 199L188 200V202H185V207H186V209H188V207L191 205H187L186 206V203L188 204L189 202H191V196L189 197ZM209 198V197H208ZM208 198H207V200H208ZM217 198V197H216ZM223 198V197H222ZM234 198V197H233ZM242 198V197H241ZM117 199V198H116ZM136 199V198H135ZM175 199V198H174ZM177 199H179V198H177ZM182 199V198H181ZM206 199V198H205ZM218 199V198H217ZM220 199V198H219ZM224 199H225V197H224ZM230 199V198H229ZM227 200L229 203H231L230 202V200ZM243 199V198H242ZM244 199H246V198H244ZM250 199H251V197H250ZM44 200H46V199H44ZM59 200V199H58ZM74 200V199H73ZM108 200V201H109ZM130 200V199H129ZM146 200H149V199H146ZM197 200V199H196ZM201 200V199H200ZM200 200H199V202H200ZM204 200V199H203ZM203 200H201V202H200V204H207L208 202H203ZM206 200V201H207ZM221 201H222V199H220ZM218 201V203H220L221 201ZM252 200V199H251ZM254 200V199H253ZM257 200H259V201H261L260 200V198L259 199H257ZM47 201V200H46ZM52 202H53V200H51ZM60 201V200H59ZM62 201H60V202H62ZM108 201H106V203H104L105 205L107 204V203H109ZM123 201V200H122ZM137 201H139V200H137ZM166 201V200H165ZM194 201V200H193ZM193 201H192V205L194 204L193 203ZM216 201V200H215ZM224 201H226V200H224ZM225 202V203H228V202ZM237 201H239V200H237ZM236 201V202H237ZM242 201V200H241ZM246 201V200H245ZM22 202V201H21ZM35 202V201H34ZM44 202V201H43ZM55 202V201H54ZM59 202V203H60ZM90 202H92V201H90ZM158 202V201H157ZM194 202H196V201H194ZM198 202V201H197ZM232 202H233V200H232ZM248 202V201H247ZM252 202V201H251ZM32 203V202H31ZM73 203V202H72ZM79 203V202H78ZM123 203H125V202H123ZM178 203V202H177ZM181 203V202H180ZM179 203V204H180ZM210 203V202H209ZM224 203V202H223ZM222 203V204H223ZM228 203V204H229ZM233 203H235V202H233ZM239 203V205H241L240 203L241 202H238ZM238 203H237V205H238ZM255 203V202H254ZM259 203V202H258ZM258 203H255V204H258ZM262 203H264V202H262ZM262 203H260V205L262 204ZM5 204V203H4ZM4 204H3V207H4ZM22 204V203H21ZM20 204V205H21ZM43 204V203H42ZM45 204H47V202L45 203ZM49 204V203H48ZM56 204V206H54ZM76 204V203H75ZM85 204V203H84ZM90 204V203H89ZM93 204V203H92ZM120 204V203H119ZM137 204H139V203H137ZM169 204V203H168ZM174 204H176V203H174ZM173 204V205H174ZM211 204V203H210ZM213 204V203H212ZM214 204H216V202L214 203ZM232 204V203H231ZM231 204L229 205V206H231ZM254 204V206H256L257 207V205H255ZM52 205V207H50L49 208V210L50 211H54V210H57L56 208H61V207H59V204H57V203H51L50 202V206ZM61 205V204H60ZM78 205V204H77ZM126 205H128V204H126ZM129 205H131V203L129 204ZM172 205V206H173ZM177 205V204H176ZM176 205H174V206H176ZM191 205V207H193V208H195V209H197L199 206H202V205H198V207H197V205H196V207H195V205H193L192 206ZM225 206V208L227 207V204H224ZM236 205V204H235ZM235 205H233V207L235 208ZM238 205V206H239ZM244 205H247V204H244ZM249 205V204H248ZM41 206V205H40ZM47 207H48V205H46ZM85 206V205H84ZM86 206V207H87ZM133 206V205H132ZM136 206V205H135ZM163 206V205H162ZM173 206V207H174ZM179 206V209H181L182 207L181 206H183V210H185L184 208V205H177V207ZM209 206V205H208ZM207 205L205 206V208L206 207H208ZM211 206H213V205H211ZM216 207H217V205H215ZM219 206H221L220 204H219ZM223 206V205H222ZM259 206V205H258ZM73 207V206H72ZM71 207V208H72ZM86 207L85 208H83V209H85L86 210ZM91 207V208H90ZM106 207H108V205H106ZM119 207V206H118ZM122 207V206H121ZM127 207V206H126ZM142 207V206H141ZM141 207H140V209H141ZM145 207V206H144ZM144 207H143V209H144ZM150 207H151V205H150ZM164 207V206H163ZM168 207V206H167ZM215 207V208H216ZM240 208H242V210L244 209L245 210V208H244V206H239ZM251 207V206H250ZM261 207H264V205H261ZM261 207H257V210L259 209V208H261ZM17 208V207H16ZM39 208V207H38ZM44 208V207H43ZM55 208V209H54ZM61 208V209H62ZM71 208H69V209H71ZM88 208V207H87ZM120 208V207H119ZM130 208H134V207H130ZM129 208V209H130ZM147 208V207H146ZM154 208V207H153ZM153 208H151V209H153ZM165 208V207H164ZM193 208H190V210L191 209H193ZM209 208H210V206H209ZM209 208H206L207 209V211H212V210H208ZM212 208V207H211ZM214 208V209H215ZM228 208V207H227ZM230 208V207H229ZM239 208V209H240ZM247 208H249V206L247 207ZM255 208V207H254ZM46 210H47V208H45ZM58 209V210H59ZM69 209L67 210V212L69 211ZM112 209V208H111ZM111 209H109L110 211H111ZM115 209V208H114ZM118 209V208H117ZM136 210H138L137 209V206H136V208H135ZM134 209V210H135ZM166 209V208H165ZM178 209V208H177ZM181 209V210H182ZM194 209V210H195ZM199 209V208H198ZM200 209L202 210V208L200 207ZM263 209V208H262ZM3 210V209H2ZM21 210H23V209H21ZM27 210V209H26ZM45 210V211H46ZM49 210H47V211H49ZM73 210V209H72ZM75 210V209H74ZM108 210V211H109ZM120 210V209H119ZM126 209H122V211H125ZM128 210V209H127ZM134 210H133V212H134ZM146 210V209H145ZM157 210V209H156ZM155 210V211H156ZM168 210V209H167ZM175 210V209H174ZM181 210H176V211H172L173 213H172V215H175V216H177V212H178V216L180 217L181 216V213H183L184 211H182L181 212ZM193 210V211H194ZM216 210H217V208H216ZM226 210V209H225ZM230 210H232V212L231 213H234L233 211V209H230ZM229 210V211H230ZM256 210V211H257ZM43 211V210H42ZM46 211V212H47ZM112 211H114V210H112ZM128 211H130V210H128ZM141 211V210H140ZM147 211V210H146ZM158 211V210H157ZM161 211V210H160ZM170 211V210H169ZM187 211H189V210H187ZM204 211H205V209H204ZM222 211V208H221V210L219 211V209H218V211H215V214H216V212H218V214H219V216H220V214H222V213H224L223 211ZM237 211V210H236ZM247 213H248V211L247 210H245ZM249 211H251V209L249 208ZM253 211V210H252ZM251 211V212H252ZM264 211V210H263ZM262 211V212H263ZM5 212H6V210H5ZM4 212V213H5ZM133 212H129V214L130 213H132L133 215H134V213ZM138 212V211H137ZM143 212V211H142ZM166 212V211H165ZM174 212L176 213V214H174ZM179 212H181L180 213V215H179ZM185 212H186V210H185ZM209 212L207 213V215L209 214ZM213 212V211H212ZM221 212V213H220ZM239 211H237V213H238ZM242 212V211H241ZM240 212V213H241ZM250 212V213H251ZM261 212V211H260ZM1 213H2V211H1ZM3 213V214H4ZM41 213V212H40ZM39 213V214H40ZM48 213V212H47ZM51 213V212H50ZM52 213H55V211L54 212H52ZM75 213L77 214V212L76 211H73L72 213H70V215L71 216H73V217H75L74 215H75ZM123 213V212H122ZM126 213H127V211H126ZM145 213V212H144ZM151 213H152V211H151ZM157 212H155L154 214H156ZM166 213H168V212H166ZM170 214H171V212H169ZM190 213H191V211H190ZM199 213H201V211L199 210L198 211V213H197V215L199 214ZM206 213V212H205ZM204 212H202V215H201V219H202V217H203V220L205 219L204 217H206L207 215L205 214ZM236 213V212H235ZM234 213V214H235ZM236 213V214H237ZM240 213H238V214H240ZM243 213V212H242ZM247 213L245 214V215H247ZM259 213V212H258ZM2 214V215H3ZM79 214V213H78ZM81 214H82V212H81ZM124 214V213H123ZM128 214V213H127ZM135 214H137V213H135ZM189 214V213H188ZM203 214H204V216H203ZM218 214L217 215H214V214H211V217H212V215H214L215 217H217L218 216ZM224 214H226V213H224ZM249 214V213H248ZM252 214V213H251ZM251 214H249L250 216H251ZM256 214H257V212H256ZM38 215V214H37ZM42 215V214H41ZM49 215V214H48ZM82 215V216H83ZM162 215V214H161ZM184 215V214H183ZM186 215V214H185ZM189 215H191V217H192V213L191 214H189ZM206 215V216H205ZM223 215V214H222ZM228 215H230V214H228ZM228 215H226V216H228ZM242 215V214H241ZM263 215V214H262ZM262 215H259V214H257L256 216H255V214H254V216L252 215V217H254V218H256V221L258 222L259 220H261L260 218H262V222H263V218L264 217H262ZM4 217L6 216V213H5V215H3ZM15 216V215H14ZM28 216V215H27ZM40 216V215H39ZM42 216H47V214L45 215L44 213H43V215ZM51 216V215H50ZM68 216V215H67ZM81 216V215H80ZM97 216V217H96ZM130 216V215H129ZM144 216H147V214L146 215H144ZM152 216H154V218H155V215H153L152 214ZM159 216V215H158ZM158 216H156V218L153 220L152 218H150V219H143L141 216L140 217H137L138 218V220H139V222H137L138 224L140 223V222H145L146 223V221L148 220V221H151L152 223H150V224H148L149 226H151V224H152V226H154V228L157 230H160L161 229V227H162V225H161V222L162 221H160V225H161V227H160V225H159V219L158 218H160L161 220H162V218L161 217H158ZM164 216V215H163ZM167 216V215H166ZM177 216V217H178ZM195 216V215H194ZM213 216V217H214ZM225 216V215H224ZM231 216V215H230ZM229 216V217H230ZM243 216V215H242ZM0 217H2V216H0ZM45 217H43V218H45ZM59 217V216H58ZM70 217V216H69ZM88 217V218H87ZM115 217H117L116 215H115ZM119 217V216H118ZM123 217V219H125L124 218V215H122L121 216V218ZM134 217V216H133ZM132 217V218H133ZM168 217V216H167ZM171 217V216H170ZM197 217H199L200 218V216L198 215ZM212 217V219L210 220V215H209V217H208V219L210 220V223H212V221H216V220H214V218ZM239 217H241L240 215H239ZM252 217H251V219H252ZM34 218V217H33ZM42 218V217H41ZM68 218V217H67ZM86 218H87V220H86ZM112 218V217H111ZM127 218V217H126ZM145 218V217H144ZM164 218V217H163ZM183 218V217H182ZM192 218H195V217H192ZM198 218V219H199ZM218 218V217H217ZM220 218V217H219ZM218 218V219H219ZM224 218H226V217H224ZM242 218V217H241ZM243 218H245V217H243ZM243 218H242V220H243ZM247 218V217H246ZM10 219V217L8 218V220ZM26 219V218H25ZM50 219V218H49ZM57 219V218H56ZM73 219H75V218H73ZM128 220L129 219H131V218H127ZM133 219H135V217L133 218ZM178 219V218H177ZM185 219V218H184ZM196 220V218H195V221L194 222H197V221H200L201 219H199V220ZM207 219V217H206V221L208 220ZM218 219H217V221L216 222H218L219 223V221H218ZM227 219H229V218H227ZM226 219V220H227ZM250 219V220H251ZM257 219H259V220H257ZM40 220V219H39ZM39 220H37V221H39ZM95 220V219H94ZM98 220V219H97ZM107 220V219H106ZM126 220V219H125ZM128 220H126V222H124L123 223V220H121L120 218H119V220H117V222H116V224H115V227L114 226H112L113 227V233L114 234H116V232L118 233V234H121V233H127V234H129L130 232H132V234L130 235L129 234V236L126 234V235H124V237H125V239H126V241H128V242H126V243H122V241H121V244H118V243H114L113 245H110V243H108L109 244V246H112V247H110V248H112L111 250V252L113 253V255L112 256H109V259H108V263H103V260L102 259H100L96 264H141V262L139 263V261L142 259V258H144V259H146L147 260V263L146 264H155V262H157V261H160V260H158L159 258H161L162 257V255L164 254L163 252H162V254L160 255L159 253L160 252H158L157 251V254H153V255H151L150 257H148V255H143V254H140V251H143V249L141 250L140 249V251H139V249H138V241L139 242H142L143 244H145L146 246H145V248L147 247V245H148V247H149V245L151 244L152 245V241L150 242V241H147L146 239H150V237H152V236H150V234H149V236L146 238L145 236V238H139L138 236H140V234L138 235V236H136V237H138L139 239H138V241H137V245H134L133 244V242L131 243L132 244V246L129 244V241L133 238V237H130V236H132L133 235V232L135 231V230H133V228H134V226H136V224L137 223H135V222H133V221H128ZM132 220V219H131ZM158 220V221H157ZM180 220H181V218H180ZM186 220V219H185ZM194 220V219H193ZM203 220H201L202 221V224L203 225H201L200 223H201V221H200V223H199V225H201L202 227L201 228H203L202 230H204V229H206V227L204 226V223H203ZM209 220L207 221L208 223H209ZM222 220V219H221ZM220 220V221H221ZM244 220H246V219H244ZM249 220V221H250ZM253 220V219H252ZM251 220V221H252ZM255 220V219H254ZM9 221H13L12 219H10ZM80 221H78L79 223H80ZM81 221V223H83ZM89 221H90V218H89ZM102 220H100V222L99 223H97V222H95L96 223V225H98L97 227V230H96V228L94 229V230H96L97 232H98V230L100 229V230H103L104 228V224H105V222H101ZM116 221V220H115ZM128 221V222H127ZM167 221V220H166ZM188 221H190V223H189V225L191 224V225H193V224H196V223H194L193 221L191 222V219L190 220H188ZM261 221H259V223L261 222ZM58 222V221H57ZM77 222V224H78V226H79V223ZM133 222V223H132ZM174 222V221H173ZM186 222H187V220H186ZM205 222V221H204ZM215 222V223H216ZM223 222V221H222ZM221 222V223H222ZM233 222H235V220L233 221ZM238 222H240V220L238 221L237 220V222L236 223H238ZM244 222V221H243ZM246 223H247V221H245ZM261 222V223H262ZM11 224H12V222H10ZM40 223H41V221H40ZM56 223V222H55ZM91 223H92V221H91ZM94 223V224H95ZM145 223H143V224H145ZM193 223V224H192ZM206 223V222H205ZM209 223V224H210ZM214 223V224H215ZM218 223H217V225H213V223H212V225L214 226H210L209 225V228H211V229H209L208 228V230L209 231H211L212 232V235H214L216 232H219L221 229L223 230L224 228H223V226L225 225V224H223V226H220L221 227V229L219 230V231H216L215 232V228H216V230L219 228L218 226L220 225H218ZM236 223H232L233 225H235L234 227H237L236 226ZM248 223H250V222H248ZM247 223V225H250V224H248ZM251 223H253V222H251ZM261 223H260V225H261ZM13 224H15V221H14V223ZM38 224V223H37ZM42 224V223H41ZM86 224V223H85ZM88 224V223H87ZM138 224H137V226H138ZM147 224V223H146ZM163 224V223H162ZM239 224V223H238ZM237 224V225H238ZM241 224V223H240ZM257 224V223H256ZM1 225V224H0ZM36 225V224H35ZM46 225V224H45ZM84 225V224H83ZM170 225V224H169ZM174 225V224H173ZM184 225H186V224H184ZM190 225V226H191ZM252 225V224H251ZM259 225V226H260ZM2 226V225H1ZM41 226V225H40ZM44 226V225H43ZM73 226H74V224H73ZM76 226V225H75ZM78 226H76L75 228L76 229H79L80 228V226L78 227ZM85 226H88V225H85ZM84 226V227H85ZM137 226H136V228H137ZM189 226V227H190ZM196 227L198 226L197 224L195 225ZM230 226V225H229ZM258 226V225H257ZM25 227V226H24ZM42 227V226H41ZM45 227V226H44ZM47 227V226H46ZM65 227V226H64ZM78 227V228H77ZM96 227V226H95ZM110 227V226H109ZM168 227V226H167ZM188 227V228H189ZM205 227V228H204ZM208 227V226H207ZM225 227V226H224ZM227 227V226H226ZM231 227V226H230ZM248 227V226H247ZM252 227H254V226H252ZM252 227H251V229H252ZM18 228V227H17ZM74 227H73V229H75ZM90 228V227H89ZM92 228V227H91ZM90 228V229H91ZM135 228V229H136ZM141 229H139V230H143L142 228L143 227H140ZM149 228V227H148ZM153 228V227H152ZM163 232L164 233H166L165 232V230H164V225H163ZM180 228V227H179ZM186 228V227H185ZM184 228V229H185ZM199 228V227H198ZM241 228V227H240ZM242 228L244 229V227H243V225H242ZM245 228H246V226H245ZM258 228V227H257ZM69 229V228H68ZM111 230H112V228H110ZM176 229V228H175ZM193 229V228H192ZM200 229V228H199ZM229 229L231 230V228H229L228 227V230H225V231H227V233H228V231H229ZM235 229V228H234ZM258 229H260V228H258ZM69 230H71V229H69ZM86 230V229H85ZM93 230V232H95ZM138 230V232L140 233V231ZM149 230H152V229H149ZM157 230V231H158ZM167 230V229H166ZM170 230V229H169ZM181 229H179V231H180ZM195 230V229H194ZM201 230V231H202ZM222 230H221V233H223L222 232ZM246 230V229H245ZM254 229H252V231H253ZM256 230V229H255ZM80 231V230H79ZM92 231V230H91ZM137 231V230H136ZM154 231V230H153ZM161 231H162V229H161ZM224 231V230H223ZM225 231H224V233H225ZM244 231V230H243ZM260 231V230H259ZM37 232V231H36ZM45 232V231H44ZM71 232V231H70ZM83 232H85V231H83ZM100 232V231H99ZM156 232V231H155ZM163 232H157L159 235H157L156 236V234L155 235H153V238H156L157 240L160 238V239H162L163 238V236H160V234L161 233H163ZM181 232V231H180ZM185 232V231H184ZM188 232V231H187ZM198 232V231H197ZM211 232H210V235H211ZM245 232V231H244ZM250 232H251V230H250ZM256 232V231H255ZM73 233H78V230H74L73 231ZM72 233V234H73ZM90 234H91V232H89ZM112 233V234H113ZM135 233V232H134ZM174 233V232H173ZM179 233V232H178ZM177 233V234H178ZM200 233V232H199ZM198 233V234H199ZM205 233H207V232H205ZM209 233V232H208ZM207 233V234H208ZM214 233V234H213ZM231 233V232H230ZM239 233V232H238ZM237 233V234H238ZM241 233V232H240ZM252 233V232H251ZM1 234V233H0ZM68 234V233H67ZM90 234H88V235H90ZM101 234V233H100ZM108 234V233H107ZM111 234V235H112ZM117 234V235H118ZM144 234V233H143ZM185 234H187V233H185ZM191 234L192 235H194V233L193 232H191ZM191 234H190V239H191V241H192V236H191ZM206 234V236H209V235H207ZM229 234V233H228ZM235 234V233H234ZM246 234V233H245ZM41 235V234H40ZM81 234H80V232H79V237L80 238H82V236L84 237L85 235H83L82 234V236H80ZM96 234H94V236H95ZM162 235V234H161ZM196 235V234H195ZM195 235H194V238H196L195 237ZM204 236H205V234H203ZM202 235V236H203ZM209 236V238L211 237H213V236ZM216 235H217V233H216ZM215 235V236H216ZM220 235V234H219ZM226 235V234H225ZM232 235H233V232H232ZM240 235H244V234H240ZM253 235H256V233L255 234H253ZM27 236V235H26ZM75 236V235H74ZM142 236V235H141ZM140 236V237H141ZM165 236H167V234H165ZM182 236V235H181ZM221 236V235H220ZM230 237H231V234L229 235ZM236 235H233V237H235ZM251 236V235H250ZM11 237V236H10ZM23 237V236H22ZM44 237V236H43ZM110 237H112V238H115L116 236L114 235H112V236H110V234H108L107 235V238H109L110 239ZM118 237V236H117ZM123 237V236H122ZM124 237L122 238V239H124ZM127 237V238H126ZM135 237V239L134 240H136L137 238ZM178 237V236H177ZM224 237V236H223ZM232 237V238H233ZM13 238V237H12ZM74 238H77L76 236L74 237ZM88 238V237H87ZM97 238V237H96ZM183 238V237H182ZM218 238V237H217ZM1 239V238H0ZM77 239H79V238H77ZM77 239H75V240H77ZM92 239H95V237L94 238H92ZM105 239V238H104ZM132 239V240H133ZM156 239H154V240H156ZM164 240L166 239V237H164L163 238ZM167 239H168V236H167ZM166 239V240H167ZM175 239V238H174ZM187 239H189L188 237H187ZM200 239V238H199ZM213 239V241H215V240H218V239H216L215 238V240H214V237L212 238ZM228 239V238H227ZM240 239V238H239ZM241 239H243V238H241ZM255 239V238H254ZM51 240V239H50ZM72 240V239H71ZM75 240H73L72 242H74ZM86 240V239H85ZM96 240V239H95ZM107 240V239H106ZM113 240V239H112ZM121 240V239H120ZM131 240V241H132ZM153 240V239H152ZM172 240V239H171ZM183 240V239H182ZM195 240V239H194ZM193 240V241H194ZM201 240H203V238H201ZM210 240L211 239H209L208 241L210 242ZM41 241V240H40ZM56 241V240H55ZM83 241V240H82ZM94 241V240H93ZM109 241V240H108ZM111 241V240H110ZM160 241V240H159ZM162 241V240H161ZM179 241V240H178ZM177 241V242H178ZM197 242H191V244H195V243H199L198 242V240H196ZM200 241V240H199ZM208 241H205L204 242V244H206V245H204V246H206L207 248H208V246L207 245H209V243H207ZM213 241L211 240V242L210 243H213ZM233 241V240H232ZM238 241V239H236V242ZM247 241V240H246ZM1 242V241H0ZM42 242V241H41ZM92 242V241H91ZM136 242V241H135ZM157 242V241H156ZM164 242V241H163ZM166 242V241H165ZM171 242V241H170ZM176 241H175V243H177ZM183 242V241H182ZM184 242H185V240H184ZM183 242V243H184ZM202 242V241H201ZM217 242H220V241H217ZM234 242V241H233ZM240 242V241H239ZM241 242H242V240H241ZM26 243V242H25ZM40 243V242H39ZM104 243V242H103ZM203 243V242H202ZM231 243V242H230ZM229 243V245H233V244H230ZM252 243H253V241H252ZM42 244H43V242H42ZM45 244V243H44ZM58 244V243H57ZM94 244V243H93ZM99 244H100V242L98 241V244H96V245H98L99 246ZM112 244V243H111ZM143 244H142V246H143ZM181 244V243H180ZM184 244H185V248L183 247L184 246ZM183 244V246L182 245H179V247L177 248V246H175L176 248H174V249H177V252H178V249H179V252L180 253H182V252H184L185 251V249H186V253L187 254H189V256L192 254V252H197L198 253V248L199 247H196V245H192V247L194 248V251H192L193 249H192V247H191V251L192 252H188V251H190L188 248H186L187 247V245H186V243H184ZM188 244V243H187ZM213 244H215V243H213ZM218 244V243H217ZM222 244V242L220 243V245ZM227 244V243H226ZM61 245V244H60ZM66 245V244H65ZM90 245H92V244H90ZM89 245V246H90ZM150 245V246H151ZM165 245V244H164ZM178 245V244H177ZM190 244H188V246H189ZM199 245V244H198ZM197 245V246H198ZM223 245H224V243H223ZM235 245V244H234ZM45 246V245H44ZM59 246V245H58ZM101 246V245H100ZM99 246V247H100ZM105 246V245H104ZM114 246H117V247H114ZM139 246H140V244H139ZM159 246V245H158ZM214 246H216V245H214ZM219 246V245H218ZM222 246V245H221ZM220 246V247H221ZM226 246V245H225ZM224 246V247H225ZM237 246V245H236ZM42 247V246H41ZM66 247V246H65ZM92 247H93V245H92ZM94 247H95V245H94ZM103 247V246H102ZM156 247V246H155ZM211 247V246H210ZM231 247V246H230ZM241 247V246H240ZM239 247V248H240ZM243 247H244V245H243ZM247 247V246H246ZM248 247H250V246H248ZM68 248V247H67ZM87 248H88V246H87ZM105 248V247H104ZM142 248H144V246L142 247ZM150 248V247H149ZM151 248H152V246H151ZM163 248V247H162ZM190 248V247H189ZM212 248H214L213 246H212ZM242 248V247H241ZM29 249V248H28ZM85 249V248H84ZM94 249H96V248H94ZM94 249H93V251H92V248H91V251L92 252H94ZM187 249H188V251H187ZM209 249V248H208ZM233 248H231V250H232ZM243 249V248H242ZM248 249V248H247ZM71 250V249H70ZM87 250V249H86ZM97 250H98V248H97ZM100 250V249H99ZM108 250V249H107ZM146 250L148 251L149 249H147L146 248ZM201 249H199V251H200ZM209 250H212V249H209ZM217 250H219V249H217ZM221 250V249H220ZM225 250V249H224ZM223 250V248H222V251H224ZM226 250H227V248H226ZM225 250V251H226ZM229 250V249H228ZM231 250H229V251H231ZM234 250V249H233ZM63 251V250H62ZM89 251V250H88ZM146 251V252H147ZM152 251V249L150 250V252ZM154 251V250H153ZM161 251V250H160ZM202 252H203V250H201ZM200 251V252H201ZM236 251V250H235ZM243 251V250H242ZM46 252V251H45ZM53 252V251H52ZM66 252V251H65ZM68 252V251H67ZM72 252V251H71ZM78 252V251H77ZM176 252V253H177ZM209 252V254H211L212 255V253H210V251H208ZM211 252H213V250L211 251ZM219 252V251H218ZM221 252V251H220ZM219 252V253H220ZM69 253V252H68ZM91 253V252H90ZM142 253V252H141ZM147 253H149V252H147ZM146 253V254H147ZM153 253V252H152ZM154 253H155V251H154ZM185 253V254H186ZM222 253V252H221ZM235 253V252H234ZM94 254H95V252H94ZM93 254V255H94ZM145 254V253H144ZM178 254V253H177ZM183 254V253H182ZM200 254V257L202 256L201 254L202 253H199ZM204 255H205V252L203 253ZM262 254V253H261ZM196 256H197V254H195ZM221 255V254H220ZM233 255V254H232ZM238 255H240L241 256V253L239 254V252H238ZM245 255V254H244ZM243 255V256H244ZM5 256V255H4ZM95 256L96 255H94V258H95ZM188 256V255H187ZM188 256V257H189ZM205 256H207V255H205ZM204 256V257H205ZM218 256V255H217ZM239 256V257H240ZM246 256V255H245ZM97 257H98V255H97ZM164 257V256H163ZM184 257H185V255H184ZM188 257H187V259H186V261H188V262H184V260H183V258H178V262L176 261V262H174V263H172V264H194L195 262H191V261H193V260H191V258L193 257H195L194 256V254H192L191 255V257H189L190 258V260L188 259ZM198 257H199V255H198ZM199 257V258H200ZM212 257V256H211ZM229 257V256H228ZM228 257H226L225 256V258H227L228 259ZM238 257V261L240 262V258ZM262 256H260V258H261ZM11 258H14V257H11ZM59 258V257H58ZM100 258V257H99ZM107 258V257H106ZM164 258H166V257H164ZM199 258L197 259L196 257H195V261H196V259L197 260H199ZM236 258V257H235ZM18 259V258H17ZM42 259V258H41ZM163 259V258H162ZM168 259V258H167ZM202 259V258H201ZM205 259V258H204ZM233 259V258H232ZM242 259H244V258H241V260ZM262 259L264 260V253H263V257H262ZM260 260L261 262H263V260ZM15 260V259H14ZM35 260V259H34ZM33 260V261H34ZM105 260V259H104ZM171 260V259H170ZM215 260V259H214ZM220 260V259H219ZM237 260V259H236ZM13 261V260H12ZM74 261V260H73ZM94 261V260H93ZM163 261H165V260H163ZM213 263H214V261L213 260H211ZM243 261V260H242ZM4 263L6 262V261H3ZM52 262V261H51ZM105 262V261H104ZM115 262H117V263H115ZM202 262H203V260H202ZM206 263H207V261H205ZM205 262H203L204 264H205ZM212 262H209L208 264H211ZM215 262H216V260H215ZM225 262V261H224ZM2 263V262H1ZM61 263V262H60ZM82 263V262H81ZM226 263V262H225ZM235 263V262H234ZM10 264V263H9ZM12 264H13V262H12ZM73 264V263H72ZM76 264H77V262H76ZM144 264V263H143ZM169 264V263H168ZM171 264V263H170ZM197 264V263H196ZM202 264V263H201ZM215 264V263H214ZM221 264V263H220ZM227 264H228V262H227ZM235 264H237V263H235ZM263 264H264V262H263Z\"/></svg>",
	"mask_w": 264,
	"mask_h": 264
}]
</instances>
